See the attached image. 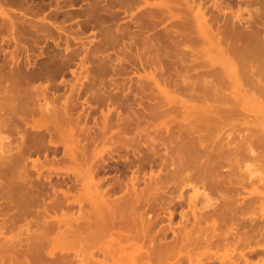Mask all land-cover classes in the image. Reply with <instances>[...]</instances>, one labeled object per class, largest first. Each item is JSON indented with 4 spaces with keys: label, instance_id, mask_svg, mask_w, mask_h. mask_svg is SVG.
<instances>
[{
    "label": "rangeland",
    "instance_id": "obj_1",
    "mask_svg": "<svg viewBox=\"0 0 264 264\" xmlns=\"http://www.w3.org/2000/svg\"><path fill=\"white\" fill-rule=\"evenodd\" d=\"M32 1L34 2V0H32ZM32 1L29 2V0H6L5 2L2 3V6L0 4V7H2L3 9H6V10H11V11H16V12H24L29 8H31V9H33V7L35 8V6H37V4L41 2V1H37V2L33 3ZM125 1L119 0V2H122V4H121V3H118L116 0H77V2L74 4L73 7H71V4H68L67 6L62 5L61 7H59L60 8L59 9V8H56L55 3L49 4L50 0H46L44 3V6L42 5L41 7L47 8V9L46 8L45 9L47 10V14L51 16L52 22L55 23V25L59 28V31L64 35L63 36V42L59 45V47H56L55 43H53V41L51 39L48 41L44 37L45 35H41L42 37L39 39L38 43L35 44V46L30 47V51L28 52L29 57L31 59L37 60V61H40L42 59H47L48 55H46V54H44V56L40 55L41 52L44 51L45 48H48L49 52H51V51H54V53L59 52L60 57H62V58H66L67 57L66 55H68L70 51H73V52L76 51V52L74 53V56L72 59H69L68 57L66 58V60L64 62L66 68H65V71L63 72V74H60L58 71H54L53 73L45 74L41 79L35 80L32 83H30L29 85L22 84L23 87L20 86L21 83H19L20 85L17 83V86H19L20 89L22 88L20 90L18 87L17 91L20 90L22 93L24 91V95H21V97L20 96L18 97L17 94L15 92H13V91H15V89L13 90L12 86L10 88H11V90H13L12 91L13 94H12V92H10V95H12V97H13V95L16 94L15 96H17L19 99L22 98L21 101H23V99H24L23 102H25V103H23V102L21 103L22 108H23V106H25L24 108H26L28 105H30L26 109V110L30 111L32 109V107H35L34 104L37 102V100H42L41 94L43 93L42 91H44V89H47L45 92L47 93L48 98H51V99L58 98L59 96L63 98V97H65V95H70L73 92L81 91L82 98H81L80 102H84V100L87 99L86 101L87 102L90 101L88 103L91 106L90 107L91 108V114H90L91 116H89V118L87 119L86 124H82L81 126L84 125L83 128L86 126V128L88 130L91 128H94V127H98L99 129L102 127V129H100L101 135L99 136L101 142L98 141V142H100V143L97 142L99 145L98 144L94 145L92 147V151H94L95 153L98 152L97 156L102 155L103 157H105V158L102 157V159L108 160L110 158V160H111V161L109 160L111 163V165H110L111 169H109V171H111V172L103 174L104 176L100 174L99 176H101V178H102V176L104 177V180L101 179V182H99L98 179H95V184L97 186H99L100 191L105 192L107 194L110 193V194H108V196L110 195L109 200H111V199H113V200L117 199L118 200L120 197H122V198L126 197L127 198L126 200L131 201V203H132V204H129L130 206H132L134 203V205H133L134 208L132 209V212L137 213V215L138 214L144 215L147 218L152 219V221L156 220L157 223L155 224V226H152L151 231H149L150 233L153 232V234H157L158 232H160L161 227H164L165 225H167V216L165 215L164 210H162L161 208H164L165 210H167L169 207H174L172 209L174 211L173 223H174V227L176 229L179 228L178 226H180V225L182 226V223L184 221H187L190 224V221L192 222L191 217L194 220V211L205 213V212L211 211L212 209H215V208L218 209V211L222 210L221 212H219V214L217 212L218 215L215 214L217 217L216 218H215V216L213 217L214 221L212 220L213 219L212 218V219H210L209 223H208V221L204 220L205 222L203 221L204 224H202V225H206L207 228H208V225H209V227L212 225L214 227V224H212L211 222L216 221L217 225H215V228L217 227V231L214 233L213 231H215L216 229L214 228L215 230L213 229V231H211L212 228L210 227L209 232L213 233L214 235L217 234L219 237H217V235H216V238H215V236H213V234L210 233L214 237V238L212 237V239H214V240L211 239V241H213L212 243L211 242L208 243V241H207L206 242L207 244L204 242L205 240L202 241V240H200V238H198L196 241L195 240L191 241V245L187 243L188 246H186L184 244V242H187L186 240L183 242V244L185 246L181 243L182 242L181 241L180 242L181 244L176 246L177 249H175V251H176L174 253L175 255H174V257L172 256L170 258V259H172L171 261L169 259H168V261H167V259H165L166 261H163V263H162V261L158 262L160 260V257H158V256H160V255H157V254L154 255V252L151 249V248H153L152 244L154 245V243L150 244L149 243L150 237H148L149 239L146 238L147 236H150L151 234L148 233V235H147L146 232H141V233L140 232L137 233L136 231L133 232V230H132L133 227L131 226V224L127 225V223H126V227H125V225L123 227V224L120 223L121 221L123 223L124 220L127 221L126 218H128L129 213L131 215V216H129L131 219L136 216V215L132 214V212H130V210H131V209H129L130 206H129V208H128V206H126L127 209H129V210H127V209L123 208V206H121L122 208L119 207L121 209V211L120 210L116 211L117 214H120V215H118V217L114 216V218H116V220H118L117 218H119L120 216L122 218L123 217L124 218L122 219L120 217L122 219V220L119 219L120 222H117L115 219H113V223L116 222L117 225L112 223V225L108 228V229H110V232L108 234L103 233L102 236H104V238H102L100 240V242L98 241L99 243L97 242V245H98L97 247L102 248V250H100V252H99V249L96 248V245L94 244L95 248H96L95 250H92L96 256V257L94 256L95 257L94 259H96V258L99 259L100 264H136L137 260L139 261V259H142V260H140L137 264H154V263L155 264H157V263L158 264H167V263L168 264H221L222 262L225 261V259L227 261V259L229 257H231L230 259H233V260L235 259L234 262L240 264L242 262L241 259H239V261H241V262H237L236 259L240 258L243 254V256L244 255L246 256L245 257L246 259H249V257H251V258L253 257V260L250 258V260H249L250 262L247 264H251L252 262H253L252 264H264V224H263L264 223V185H263L264 184V143H263V145L261 144L262 142H264V140H263L264 138H262V136L260 137V139L258 138L260 136V134H258L257 131H255L257 129V125H256V121L253 120L255 118L257 111H259L258 106H260V105L258 104L257 100H258V98H260V94H258V92L255 90L256 93L258 94V97H256L255 91L254 90H252V92L250 91L247 95V99L249 100V103L247 102L248 100L242 101L241 104L236 108V110L238 111V112L236 111L237 115L240 112L242 114H239L238 116H236V114H235L234 117H232V118L230 117L231 119L226 118L224 123L222 121L218 120L219 122H221L220 123L221 124L220 129H222V130L219 131L220 134H215V132H217V130L219 129L218 128L219 122L217 121V124H215V123L213 124L212 122L210 123V121H211L210 120L209 126H206L205 124L208 125V121L207 122L204 121V123H205L204 124L202 121L200 122V120L197 121L200 118L197 119L195 117V115H193L192 116L193 118H192L190 113L197 112V111L199 112L200 110H202V109L197 110V107H199L200 103H199V105H196L197 102L195 103V105L197 107L195 105L190 106L188 104H187L188 105L187 106L186 103H188L189 98L191 96L187 95L188 96V100H187V96L185 95L186 93H183L182 90H184V92L187 91V90H185V89H187V86H185V84H187V83L189 84L191 82L193 84L194 83L199 84L201 82L199 84L201 86L204 81H206V83H207L211 78H215V77H211V76H209L211 78L208 77V72L210 71L212 64H214V65H217V64H225L226 65L227 64L226 66H228V67H230V64H231V66L236 65V63L238 62L237 58H236L237 55L234 54L235 57L232 58V56H233L232 53H234V52L230 51L231 52V55H230V53H228L229 51L225 47H223L224 44L223 45L217 44L218 43L217 40L214 41V45L218 46V47L214 51L209 52V53L207 50L205 53V49H204L203 50L204 55H203L202 50H201L203 48H201V47H204V46L201 45V47H200V44H202V43H200L201 40L198 42L199 38H198V35H195L196 32H194L195 33L194 34L192 31H190V29L186 28L185 31L188 29L187 31L192 32L195 36H193L192 33H189V32H184V33H186L184 35L182 33L183 37H187V33H189L194 38L195 37L197 38V39L195 38V40L197 42L195 41L196 43H194L193 45H191L194 42L193 40H191L190 41L191 43L189 44V40L192 38V36L189 35L190 37H188V38H190V39L185 38L188 40V42H187L183 37H181L182 36L181 32H183V31L182 30L180 31L179 27H177L179 29H175V31L173 32V33H175L177 30L178 32L180 31L179 33L178 32H176V34L167 33L168 34L167 35L165 33V30H164V32L162 30V29H165L170 24L166 20L167 18H164V17H166L167 14H165V16H163L164 14H161V13L159 14V12H158V15H156V18H155L157 20L153 21L152 19H150L151 21H149L148 18H145V17L143 20V17L137 18L138 17L137 15H139L141 13L140 11L142 10V7L140 9H138V5L137 6L134 5V4H137L138 2L135 0L136 1V3H135L132 0L133 4H131V0H129L130 3L128 4ZM208 1H210V3ZM227 1L229 2L230 0H226V2ZM241 1L245 2V4H243V2L240 3ZM241 1L240 0H233V1L231 0V2H229V3H231L230 4L231 10H230V8H228V9L226 8V11H227L226 13L229 15L231 14L232 15L231 18L232 17L234 18V16L236 14L233 15V13L236 12L237 15H240V18L243 19V20L242 19L241 20L244 24L247 23V25H248V23L250 22L249 23L250 26H252V24L254 25L252 27L255 28L256 30L255 29L253 30L252 27H251L252 28L251 30H253L255 33H257V32L260 33V31H262V34H263L264 33V6H263L264 3L262 2L263 3L262 4L261 2H259L261 0H258V3H257V0H248V1L247 0H241ZM149 2H150V4H153V3L159 2V0H157V2H156V0H152V1L149 0ZM203 2H204V4H206L205 2H208V6H207V4H206V6H204ZM203 2H201V0H198V2L196 3V8L197 9L202 8L201 4H203L204 7H208V8L213 6V4H212L213 1L211 2V0H203ZM238 2H239V4H238ZM252 2L255 4H252ZM124 3H126V4H124ZM259 3L262 5H260ZM246 4H248V5H246ZM227 7H229V5ZM89 9L95 10L96 13H88L87 11ZM212 9L214 10L215 8L212 7ZM205 10L207 11V9H204L202 11L206 12ZM195 11H197V10L195 9ZM138 12H140V13H138ZM156 12H154V14H156ZM214 12L215 11H213V13ZM217 12H219L218 9H216V14H218ZM211 13H209V14L211 15ZM159 15H161V17ZM158 16L160 17V19H158L159 18ZM133 17L136 18V20L137 19L138 20L137 21L135 20V22L131 21V19L134 20ZM207 17L209 18L208 14H207ZM151 18H153V17H151ZM161 18H163V20H161ZM233 18H232V20H236V21L238 20V19H236V17L234 19ZM37 19L40 20V17ZM158 21L160 23L157 24ZM185 27H187V26H185ZM177 33L179 35H177ZM259 35H261V33L258 34V36ZM182 38L185 41L182 40ZM260 38L261 37L259 36V40H260ZM99 39H101L102 41ZM103 39L106 40L107 43ZM108 39H110V42H108L109 41ZM261 40H262V38H261ZM66 41L68 42V46H69L68 51H65V47L67 46V45H65ZM146 41H147V43H149V45H145ZM102 42H103V44H102ZM150 42H151V44H150ZM105 43H106V45H105ZM198 43H200V44H198ZM261 43L262 42H260V44ZM152 44L155 46V48L154 47L152 48V46H153ZM195 44L198 47H196V46L194 47ZM0 45H1V42H0ZM12 45H15V44L13 43ZM94 45H96V46L94 47ZM185 45H186V47L188 46L189 49L184 47ZM189 45H191L192 48ZM146 46H148V47L146 48ZM15 47H16V45H15ZM149 47L152 49H149ZM195 48H197V50ZM199 48L201 51L199 50ZM5 49H7L8 51H4V52L0 51V86H1L0 88H3L5 85V87L3 88V92L6 91V92H4L5 93L4 95L9 96V93L7 94V90L9 89L8 88L9 85H13V84H11L13 82L8 81V79H7L8 75L7 74H10V72H11L10 68L12 67V64L10 65L11 67L8 66V68L10 70V72H9V70L7 68L8 62L6 63V61H4V60H7L4 58V55L7 54V52H10L12 54V52L15 51L16 48L14 49L13 46L12 47L10 46L8 48L5 47ZM148 49L152 50L154 53L151 51L149 52ZM146 50H148L149 54L146 53ZM193 50H194V52H193ZM19 51L20 50L18 49L17 54L20 53ZM189 51L193 52L195 55L193 56V54L192 53L190 54ZM197 51H200L199 53H201V54H199ZM15 52H13V53H15ZM144 52L146 53L147 56L145 55ZM156 52H157V54H156ZM138 53H140V54H138ZM24 54L26 55V53L23 52L22 55H20V56L24 57L25 56ZM248 54L250 55V53H248ZM142 55H143V57H142ZM150 55L153 57V59ZM153 55H156V56L158 55V58L156 56H153ZM198 55H201V56H199V58H200V60L202 59V61H204V62L201 63V61L200 62L198 61L199 60V59H197ZM218 55H221V56H218ZM243 55H245V54H243ZM249 55L246 54V56H247L246 58H249L248 57ZM138 56H140V58ZM195 56H197V57H195ZM211 56H213V57H211ZM216 56H217V58H216ZM193 58L197 59L196 61H198V62H196ZM242 58H243V56H242ZM250 58H251V56H250ZM154 59H155V61H154ZM205 59H206V63H205ZM235 59H236V61H235ZM261 59L263 60L264 56ZM261 59L260 60L258 59V60L261 61ZM174 60H176V61H174ZM238 60H240V59H238ZM246 60H248V59H246ZM246 60H244V61H246ZM2 61H4L6 64ZM45 61L48 62L49 59H47ZM156 61H160L161 63L156 62ZM170 61H171V63H172V61L176 62V66L179 65L178 67H176L177 69H175V67L173 66L174 64L172 63L173 64L172 65L170 63ZM207 61H208V63H207ZM209 61H210V65H211L210 68H209V66L207 67V65L205 67V64H209ZM240 62H242V59L239 61V63ZM158 63L160 65H157L158 67H155L156 64H158ZM247 63H246V65H247ZM154 64H155V66H154ZM169 64H170V66H169ZM194 64L195 65L197 64V69H196V66ZM202 64L204 65V67H202L203 66ZM240 64L243 65L242 63H240ZM257 64L259 65V63H257ZM151 65H153L152 67H155V68H153L155 70H156V68L158 70L160 67L161 70L167 71L168 73L171 70L172 71L176 70L175 72H177L179 74H176L175 72H172V71L170 72L171 74L170 73L168 74L167 72L163 71L167 75V78H168L165 81L166 75H165V77L162 76L164 78V83H165L164 84L162 82L163 78H159L160 74L158 73V75H159L158 76L157 72L155 73V70H153L155 73V76H154ZM193 65H194V68H193ZM241 65H238V67L239 66L241 67ZM191 66H192V68H190ZM244 66H245V62H244ZM38 67H42V64L40 66L38 65ZM161 67L164 69H162ZM258 67L259 68L263 67V69H261V70L264 71L263 65H262V67H261V65H259ZM173 68H174V70H173ZM178 68H179V70H181L180 72H178L179 71ZM186 68H188V69H186ZM203 68L204 69L207 68V69H205L206 71L208 70L207 74H206L205 70L203 71ZM212 68L214 69V67H212ZM166 69H168V70H166ZM189 69L191 71H188ZM213 69H211V71ZM194 70H195V73H194ZM137 71H138V74H137ZM201 71L204 72V74H206L207 77H205V75H201L202 74ZM190 72L192 74L190 76H193V74H194L195 77L194 76L193 77L195 80H193V77H192V79L190 76L188 77ZM2 73H3V75H2ZM172 73H173V75H172ZM180 74L182 75V77L178 78V77H180ZM186 74H187V77L185 76ZM169 75H170L171 80L169 79ZM171 75H172V77H171ZM198 75H200V77L201 76L202 77L200 78ZM9 76H10V78L13 77L12 75H9ZM175 76L177 77V79ZM196 76H198L197 78H200L201 81H198L200 79H197ZM4 77L6 79L5 82H3ZM204 77H205V80L203 81ZM186 78L188 80L190 78V80H189L190 82H188V81L184 82V80H187ZM16 79L17 78H15V80H13V79L12 80L15 82ZM158 79H159V81H158ZM160 79H162V81H160ZM178 79H179V81L181 80L180 81L181 83L178 81ZM1 80H3L2 83H1ZM136 80H137V82H136ZM211 80H213V79H211ZM216 80H217V77H216ZM221 80H223V79H220V81ZM226 80H224V81L226 82ZM142 81H143V84L141 86H143V87H140V85H137V84H139L138 82H142ZM145 81L147 82V84H144V83H146ZM149 81H151L152 83ZM154 81L157 83H154ZM170 81H171V83H170ZM220 81L217 80L216 82L221 83ZM17 82H20V81L17 80ZM227 82H228V80H227ZM162 83L164 84L163 86H162ZM174 83H178V86H177V84L174 85ZM182 83H183V85H182ZM206 83H205V85H206ZM6 85L8 86L7 87L8 89H5ZM144 85L146 87L145 89H144ZM148 85L153 86V87H151V89H150L148 87ZM15 86H16V82L14 84V87ZM26 86H28V87L26 88ZM161 86H162V88H159ZM203 86L204 85H202V88H203ZM139 87L141 89L143 88L144 90L143 89L141 90ZM147 87L150 91L149 90L147 91ZM206 87H207V85H206ZM23 88H25V89L23 90ZM169 88L171 89V91ZM197 88L200 91L202 89V88L199 89V87H197ZM29 89H31V90H29ZM137 89H140L142 91V93L141 92L139 93L140 90H137ZM152 89H154V90H152ZM164 89H165V91H168V92H165ZM195 89L196 88H194V90ZM205 89L206 88H204V90ZM159 90H161V92L164 91V94L162 95L163 92L161 93ZM0 91L2 92V90H0ZM20 91H19L18 95H20V93H21ZM151 91H153L154 93ZM157 91H158L159 95L156 94ZM178 91L179 92L182 91L183 94L178 93ZM200 91L198 92L196 90L193 92L194 93L196 92V94H197V93H200ZM173 92H175V93H173ZM25 93H26V95H25ZM194 93H192V94L194 95ZM208 93H209V91H208ZM143 94H145V95H143ZM146 94H148V97L151 96L152 99L155 98V101L151 99L152 100V102H151L150 98H148V97L146 98V96H147ZM170 94H172V95H170ZM181 94L185 95V96H182ZM202 94L200 93V96H202ZM4 95H3V97H5ZM108 95L110 96L109 101L101 100V101H103V103H102V102H99L97 100L98 97H102L106 100ZM141 95H143L144 97H142ZM154 95L163 96L162 98L165 99L167 105H165V103L162 104L164 101L162 98L154 97ZM167 95L168 96L170 95V97L167 98ZM1 96L2 95H0V97ZM27 96H28V98L29 97L30 98L28 99ZM165 96H166L167 100H166ZM251 96L253 97V100H251L252 99ZM17 97H15V98L17 99ZM196 97H198V96H196ZM8 98L10 99V97H8ZM25 98L28 100H26ZM176 98H177V101H176ZM183 98L186 99L185 103H184ZM139 99L140 100L143 99L144 101L147 100V102L150 104L153 103V101L155 103L158 101L157 103L159 104V102L161 100L162 101L161 104L165 105V108L166 109L168 108V109H167V111L165 109H163L164 106H162L161 104L160 105L162 106V109L157 108L155 110H152L153 107L147 106V105H146L147 107L144 106L142 108V106H143L142 103L146 104L147 102L146 101L144 102L142 100L139 101ZM0 100L3 101L2 99H0ZM174 100H175V103H174ZM182 100H183L184 104L182 103ZM193 100L195 101L196 99H193ZM200 100H201V98H200ZM10 101H12L10 103H13L14 101H15V103H18V104L20 103V100L16 102V100H14L13 98ZM191 101H192V98H191ZM194 101H192L193 103L192 102H190V103L194 104ZM208 101L210 102V100H208ZM208 101L204 105L203 104L204 99H203V102L201 103L203 107L200 105L201 108H204V107L208 108L206 106L209 104ZM7 102H6V104H7ZM139 102H141V103H139ZM171 102H173V103H171ZM205 102H206V100H205ZM251 102L254 103L256 105V107L254 105H251L252 104ZM155 103H153L154 106H155ZM170 103L173 105H171ZM210 103L211 104L208 105L209 107L210 106L213 107L215 105L217 106V104H218L216 102L214 103L213 100ZM1 104H3V103L1 102ZM175 104H176V106H175L176 108L178 106L180 107V109H179L181 111L180 114L178 111H175L174 109H172V106H174ZM21 105H20V107H21ZM160 105L159 106L156 105L154 108L160 107ZM248 105H250L251 108L250 107L249 108L252 110H250L248 108ZM168 106L171 107V109L174 111L173 113H171V111H170L171 109H169ZM8 107H11V106H8ZM8 107H5L4 109H6ZM145 107L147 109L151 110L150 113L146 112V110L144 109ZM189 107H190V109H196V110L195 111L194 110L193 111L188 110ZM245 107H246V109H245ZM178 108H177V110H178ZM186 108H188V109H186ZM11 109L12 108H10V110ZM184 109H186V110H184ZM26 110H23V112H22L23 114L19 113V112L16 113V114H18L17 115L18 118H17V116L15 118L14 112H13L14 115H12V111H13V109H12L11 115L13 118H15V120L16 119L17 120L15 121L13 118L11 119V117H10L11 115H9V116L7 115V113L9 112L8 111L6 113V116H7L6 118H10L9 120H12V122L9 121L8 119L5 120L6 118H4V117H3L4 120L2 119V121H0L1 122L0 125H2L1 127L4 126L3 125L4 123H7L9 121L10 125L9 124H7V125H9V128H10V126H12L11 130L9 129L10 131H12V129H15L14 126L16 127V131L14 130L13 132H9V130L7 131L6 130L7 128L5 129V126H4V129L2 128V130L7 131V132L4 131V133L1 132V133H3V136L6 138L5 143H8V145L3 143L4 146L7 145L6 147L11 148V149L14 146L13 150H15V152H16L17 151L16 148L17 147L19 148V146H17V145L19 143H21L22 141H24V142L26 141V143L29 145V146H27V148L29 147L28 148L29 150L27 149L28 154H25V153H27V151H25V152L22 151L24 154H22L21 157L23 156L24 158L22 160H20L21 159L20 158L18 161L16 159L17 165L20 168V169L18 168L19 169L18 173L22 172L21 174H23V173L28 172L27 177L23 178L24 180L21 178L22 179V181H21V179L20 178L17 179L16 175L14 174L13 177H14V179L15 178L16 179L15 180L12 178L11 179L14 180V181H12V183L17 181L16 183H18V185L19 184L25 185V187L24 186L23 187L26 189L28 187L26 192L31 191L32 193L28 192L31 194H27V195L28 196L31 195L33 197V199L30 196L29 197L28 196L23 197L24 199L25 198H31L33 200V202L26 203L25 202L27 200L26 199L24 201L26 203V206H24L23 201H22L23 204L20 202V198H19V200L17 199L20 204L17 202V200L15 201L16 198L15 197L12 198V196H16V197L18 195L20 196L22 194V193H20V191L22 190L21 188H23V187H21V188L19 187L21 190L19 191L20 194H18V195H15L14 193L17 194L18 193L17 191L19 190V188H17L18 190H16V188H15L16 191L14 190L15 192H13V193L11 192V190L9 191V198H11L10 200H13V201H10L8 199V195L3 196V194H2L0 197L1 198L0 204L1 205L4 203L7 204V205L4 204L6 206H2V209L5 207H8V208L4 209L3 212H2V209L0 210V212L2 214L5 212L3 215L0 213V220H3V219L6 220L7 219L6 222H8L5 224L7 226L4 225V228L2 229V231H0V234L3 232L0 235V238L2 236L3 239L6 238L5 240H8V241L4 240L5 244L3 242H1L2 244L0 243V264H48V262L45 259H43V257H41V255H35V254H38L34 250L36 241L37 242L41 241L42 253H43V255L45 254L44 256H46L47 258H50L49 257L50 255L53 258L55 256H57V258H54L55 260L57 259L54 262V264H80L78 262L79 258L77 259L75 257V254L76 253L79 254V252H80L79 250H81L84 247V245H82L83 241L82 240H76V239H78L77 237L71 236V233H73L72 232L73 229H72V231H70V229H69V232L66 230L67 234L64 232L65 231L64 228H66L65 226L69 225L70 228H71V225L73 226V223L71 224L69 221H67L68 219L73 218L74 220H72V221H74V224H77V222H76L77 220L75 221V218L79 217V213H80L79 210L86 203V195L83 192V190L81 191L79 188H78L79 190L76 189L75 185L77 187V184L72 186L71 182H73V181H70V179L68 180V178L74 177V174L77 173L78 167L75 164L71 163L69 160H67L66 157H64L63 149H62L63 147L61 144V140L63 137L60 136V134L55 133L56 134L55 135L53 132L52 137L50 135H46L45 136L46 138H44V141H40V142L38 141L39 138H34L32 136V134H31L32 130H29L30 132L28 131V133H30L31 135H29V134L27 135L26 132L28 130V127L26 125H23L24 122H25V124L29 123V120L31 119V121H30L31 124H34L37 122L42 123L41 122L42 117L40 114H37V115L33 114L34 116L31 115L32 117H30V116H28V115H30V114H28L29 112ZM138 110L145 112L146 114L143 113V115L145 114L144 116H146L148 113L153 114L152 116H154V114H156V110L158 112L157 114H160L159 110H161V113L163 110H165L167 114H168V110H169L170 113L168 115L166 113H164L166 116L165 115L163 116L162 114H161V116L158 115L159 117H156V115H155L154 118L150 115V117L152 119L147 118V119H149V120L151 119V120L149 122L147 121L146 123L144 122L146 120V118L144 119L141 117L142 123L143 122L144 123L142 125H139V126H134V125H132L131 121L133 120V117L135 116L134 113L137 115H140V113H139L140 111H138ZM183 110H184V113L186 112V115L188 118L183 113ZM3 112L4 111L2 109L0 111V117L1 118H2L1 114H3ZM243 114H245V115H243ZM3 115L5 116V114H3ZM19 115H21V116L25 117V119L26 118L27 119L24 120V122H22L21 119L23 117H20ZM119 117H121V118H119ZM1 118H0V120H1ZM139 118H140V116H139ZM194 118H196V119H194ZM18 119L21 121L19 122ZM108 119H109V122H107ZM192 120L193 121L196 120V123L194 122V125L196 126V124H198L199 126H197V127H200L201 123H203V125L206 126V128H201V130L205 129L206 131L207 130L210 131L211 130L210 125H212V124H213V126L217 125L218 129H216V131L211 130L212 131L210 133L211 135L207 133V136L209 137L208 138L205 136L207 138V141H203V139L201 138V140L203 142L201 140H200L201 142H199V140H196L198 135L200 134L201 137H204L202 135H204V133L206 134V132L205 131H203V132L199 131V128L197 129L196 127H194V125H193V127L195 129H197V131L194 130L192 128V126H191V128L194 131H196L197 133L198 132H200V133L195 134L194 132H189L191 130H190V127L187 125L191 124L193 122ZM4 121H6V122H4ZM186 121L189 124H187ZM190 121H192V122L190 123ZM2 122H3V124H2ZM13 122H14V125L12 124ZM106 122L108 125L106 124ZM42 124H46V123L43 122ZM97 124H99V125H97ZM105 124L107 125V127H106L107 128V131H106L107 134H105V130H106V128L104 127ZM177 124L179 125V128L182 127V124H184L183 126H185V127H183V130L180 129L181 131L179 129H177V131H172L173 129L175 130V127L178 126ZM7 125H6V127H7ZM186 126H187V129H186ZM205 126H203V127H205ZM223 126H224V128H222ZM103 127L105 128L104 130H103ZM163 127H164L163 131L165 130V132H163L164 134H162L161 136L158 135L159 137L163 136V138H159L157 136L156 132L158 133L157 130H162ZM166 127H168V129L170 128L171 131H170V129L166 130L167 129ZM201 127H202V124H201ZM208 127H210V129ZM188 129H189V131H188ZM150 131H154L155 134L150 132ZM249 131L251 134L249 133ZM32 132L34 133V131H32ZM167 132H168V135H167ZM102 133L105 135H103ZM173 133H175L179 138L183 133L185 135L187 134V136L192 134L191 138H193L192 139L193 141L190 140V138H189L190 136L188 137L189 143L185 142V140L188 141V139L185 136H182V138L185 137V140L184 139H178V141H176L175 138H178V137H174L175 135ZM178 134H181V135L179 136ZM24 135L27 136V137L25 136L26 140L20 139L21 137L23 138ZM172 135H174L173 136L174 139L171 138ZM216 135H217V137H216ZM227 135H228V138H226ZM0 136L2 137L1 134H0ZM211 136H212V139L209 143L208 139H210ZM32 137L35 140L37 139L38 142L36 143V141H34V139ZM142 137L146 138L148 140V144L143 145L142 143H140ZM167 137L171 138V140H175V141L171 142L172 146H169V145H171V144H169L170 139H168ZM213 137H216V138L214 139ZM5 138H3V140ZM27 138H28V140H27ZM30 138L34 141V143H32V140L30 141ZM104 138L106 140H103ZM155 138L156 139L157 138L158 139H165L166 138L165 140H167V141L164 140L163 142L164 143L166 142L165 143L166 146L169 144L168 145L169 150L167 148L168 146L165 147V144H162L163 142L161 143L160 140L157 139L154 141L153 139H155ZM206 138H205V140H206ZM254 138H256V141H259L260 143L252 141V140H255ZM7 139H8V141H7ZM181 140H183L182 142H185L184 145L181 144ZM212 140L215 142H213ZM18 141H19V143H18ZM192 142H195L194 144H196V142H198L197 144L200 143L199 146L201 145L202 147L198 146V149L202 148L204 151H207L205 153L207 155L203 154L204 151L202 149L201 150L199 149V150L203 151V152L196 150L197 148L195 150H193L192 149L193 146L191 145ZM211 142H212V144H211ZM228 142H229V147H227ZM26 143L22 142V145L24 144L23 146H26L27 145ZM187 144H188V146H187ZM207 144H208V146H211V147L209 148V147L205 146ZM245 144L246 145L249 144V146L248 145L246 146ZM19 145L21 148L22 147L21 144H19ZM149 145L150 146L153 145L155 147V149L157 150L156 152L158 154L156 156H154L152 151H151L153 147L151 146V148H150ZM203 145L205 146V149H204ZM96 146H98V148H96ZM148 146H149L150 150H148ZM184 146H185V148H184ZM195 146L196 145H194V147ZM56 147L59 148L60 150L58 153H56L57 155L56 154L54 155V154H52L51 150L56 148ZM171 147H173V148H171ZM247 147H249L248 151H246ZM250 147L253 149H251ZM36 148H37V150H36ZM190 148H191V151L193 150L192 152L188 151ZM235 149H237V150H235ZM21 150H23V149H21ZM186 150L188 152H190L192 157H190V158L188 157L190 155L188 154V152L186 153ZM197 151H199V152H197ZM15 152H13V155H15ZM35 152H37V153H35ZM49 152H50V154H49ZM194 152H197V154ZM200 153L203 155H201ZM208 153L211 154L212 156L209 155ZM192 154L193 155L195 154V155L193 156ZM1 155H3V154H1ZM1 155H0V157H1L0 165L2 168L3 167L2 163H3L4 164L3 169H4L6 167V165H5L6 161L5 160L1 161L2 157H3ZM199 155H201V159H200ZM197 156H198V158H197ZM111 157H113L114 161H112ZM27 158H28V160H27ZM62 158H63V160H62ZM191 159H192V161H191ZM193 159H194V161H193ZM25 160L27 161V163L25 162ZM206 161H207V163H205ZM21 162H22V164L24 163L23 164L24 166L21 164ZM154 162H156V163H154ZM157 162H160V163L157 165ZM201 162H202V164H201ZM130 163L132 164L131 166L134 168L129 166ZM153 163L156 164V166L155 165L153 166ZM203 164H206V166L204 165L205 168H204ZM112 165L115 167H113ZM22 166H23V168H22ZM116 167L118 168V171H117ZM151 167H152V169H151ZM5 169H4V171H5ZM137 169H138L139 174H137ZM22 170H24L25 172H23ZM200 170H202V171H200ZM259 170H261V171H259ZM4 171L2 170L3 173H4ZM134 171H135V173H134ZM152 171H154L153 172L154 174L152 173L153 175L156 174L155 179L160 178V177H158V175L161 174L162 176L161 175L160 176L163 178V180L161 178L160 181H156V180H153L154 182L151 181L152 182V184H151L152 188H151V186H149L150 185L149 181H150V178L153 176L150 173ZM2 172H0V174ZM5 172H7V171H5ZM116 172H117V174H116ZM257 172H258V174H257ZM3 173H2V175H0V181H2L1 182L2 186L4 184V179L6 177L4 176L5 178L2 180L1 176L7 175V178H8V173H10V170H9V172H7V174H5V173L3 174ZM206 173H208V174H206ZM253 173H255V174H253ZM25 176H26V174H25ZM251 176H255V177H251ZM47 177H48V179H47ZM135 177H136V179H135ZM148 177H150V178H148ZM111 178H114V180L112 179L113 180L112 181ZM11 179L10 180L7 179V180L11 181ZM65 179L68 180V181H66V183L68 182L69 184L64 183ZM147 179H149V181ZM260 179H263V180L261 182L257 181ZM19 180L21 182H18ZM47 180H49V182ZM102 180L105 182H102ZM8 181H6V179H5V183ZM107 181H108V183H107ZM25 182L27 184H25ZM28 183H29V186H28ZM57 183H60V184H57ZM61 183L65 186L61 187V185H62ZM109 184H112V185H109ZM153 184H156V185L159 184V185L158 186L154 185L155 186L154 187ZM208 184H211V185L213 184L214 186H208ZM6 185H7V183H6ZM57 185H59V186H57ZM70 185L74 189L72 187L70 188L69 187ZM147 187L149 189H147ZM6 188L7 187L2 189L3 191H5V194L8 193V191L6 193V190H5ZM195 188L198 189L197 196L199 195V197L196 196L197 199L201 198L200 201H202L199 204V206L197 207V209H194L192 207L193 204H191L192 203L191 199H194L193 197H195L194 196V194L196 193L194 190ZM118 189H119V191H117ZM68 190H70V191H68ZM112 190H115V191H112ZM132 191L136 194L139 193L138 196L136 195L138 198V201H136V199L133 196H131V195H134L132 193ZM135 191H137V192H135ZM21 192H24V190ZM26 192H24L25 196H26ZM54 192H57L58 195H61L60 196L61 198L60 197L58 198L57 193H54ZM60 192L66 193V196H67V194H69L68 195L69 198L66 200V198L64 196L62 197V194ZM129 192L131 193L130 196L129 195L123 196ZM140 193H142V194H140ZM10 194L11 195L13 194V195L10 197ZM24 194H23V196H24ZM2 196L4 198H7V199L4 200ZM20 197H22V195ZM110 197H111V199H110ZM260 197L262 199H260ZM23 198H21V199H23ZM251 198H253V201H251ZM257 199L259 201L258 203H257ZM1 200H3L2 201L3 203L1 202ZM7 200L12 202V204L9 203V201H7ZM32 200H29V201H32ZM119 200H121V199H119ZM227 201H228V203L229 202L230 203L229 204L226 203ZM14 202H16L19 205H22L24 207V209H23V207L18 209V210L22 209L24 213L23 212L21 213L20 211L18 213H15V211L17 212V209L13 210L12 209L13 207H11V206L14 205L16 208H18L20 206H16L18 204L14 203ZM27 202H28V200H27ZM241 202H243V203H241ZM233 203H234V205H233ZM127 204H128V202H127ZM239 204H240V206H239ZM251 204H253L254 206L252 207ZM222 205H223V207H222ZM245 205L248 206V208L246 207V210L242 209L243 207L245 208ZM56 206H59V208L57 210H54V207L56 209ZM214 206H216V207L213 208ZM225 206H227L226 211L224 210ZM221 207H222V209L219 210V208H221ZM0 208H1V206H0ZM234 208H236V209H234ZM228 209H231V210H228ZM255 209H257V210H255ZM46 210H47V212H45ZM126 211H127V214H125ZM223 211H224V213H223ZM229 211H230V213H229ZM8 212H9V214L14 212L15 214H17V216H16L17 218L13 219L14 216H12V215L14 213L12 215H9L10 216V218H9V216L7 214ZM27 212L30 214H28ZM116 212L114 211V213H116ZM198 212H196V213H198ZM50 213L51 214L53 213L52 215H54V216L57 215L60 222L64 220L67 222L68 225L64 221H63L64 222V225H63V224H61L62 222L60 223L59 221L55 220L56 222H59L61 225L59 226V223H57L58 224V227H57V224L54 221L55 224L50 223V225H53V226L46 225L47 227L44 228L45 224L42 225L44 223L43 217L45 214H47L48 216H52ZM215 213H216V211H215ZM220 213H222V214H220ZM27 214H28V216H27ZM6 215H7V217H6ZM18 215H19V217H18ZM64 215L67 218V220L64 217ZM114 215H116V214H114ZM132 215L134 217H132ZM135 218H137V217H135ZM186 218H187V220H186ZM9 219L11 221L12 220L13 221L11 222ZM41 219L43 222L40 221ZM188 219H190V221ZM201 220H203V219H201ZM47 221H50V220L47 219ZM128 221H131V223H132V220L129 219ZM124 224H125V222H124ZM115 225H116V227H115ZM41 226H43V227H41ZM74 226H76V225H74ZM112 226H113V228H112ZM127 226H128V228H127ZM56 227L59 229H57ZM60 227H61V229H60ZM202 227H205V226H202ZM207 228H205L204 230H206ZM46 229H47V231H46ZM201 229H203V228H201ZM29 230H30V232H28ZM37 230H39V231L41 230V232H39ZM58 230H59V232H57ZM60 230L62 232H64L66 235H64V236L62 235L63 237H61V233H60L61 231ZM43 232L45 235L47 234V237L40 238V239H37V237L35 238L36 233L37 234L40 233L44 236ZM203 232H206V231H203ZM207 232H208V229H207ZM69 233H70L71 239H70V236H68V238H67V235H69ZM145 234H146V237H145ZM202 234L203 233H201L199 235L201 236ZM210 234H208V235L210 236ZM39 235H37L38 238L40 237ZM73 235L79 236L78 234H75V233H73ZM105 236H107V237H105ZM152 236H154V235H151V237ZM171 236H172V234H171ZM73 238H75L76 242H73V244H72L71 242L74 241ZM35 239H37V240H35ZM42 239H44V242ZM79 239H81V238H79ZM26 240H29V241H26ZM198 240H199V242H197ZM26 242H27V244H26ZM78 242H80V243H78ZM67 243H69V244L67 245ZM193 243H194L195 247L194 246L192 247ZM91 244L93 246V243H91ZM26 245H28V246H26ZM180 245H182V246H180ZM103 246L106 249H103ZM183 246L185 247L186 251H184L185 249ZM65 247L68 249H66ZM181 247H183L184 250L183 249L180 250ZM93 248H94V246H93ZM30 249H32V250H30ZM97 249H98L99 253L97 252ZM29 250H30L31 254L29 253ZM105 252H106V254H105ZM73 253H74V255H73ZM150 254H152V255H150ZM227 254L228 255L230 254V256H228ZM62 255H63V257H64V255L68 256V257H69V255L70 256L73 255L71 258H73V257L74 258L70 260L68 257H65V259L62 260L61 259ZM103 255H105L107 257V260L104 259L105 256H103ZM143 255H144V257H142ZM124 256H125V258H124ZM140 256H141V258H140ZM234 256H235V258H234ZM247 256H248V258H247ZM150 257H152V258L150 259ZM66 258H67V260L69 259V261H67ZM245 258H243L244 261H245ZM58 259H61L62 261L58 260ZM43 261H45V262H43ZM244 261L242 263L245 264Z\"/></svg>",
    "mask_w": 264,
    "mask_h": 264
},
{
    "label": "bare ground",
    "instance_id": "obj_2",
    "mask_svg": "<svg viewBox=\"0 0 264 264\" xmlns=\"http://www.w3.org/2000/svg\"><path fill=\"white\" fill-rule=\"evenodd\" d=\"M6 0H0V4H1V6H2V3L3 2H5ZM30 1H32V0H29V2ZM37 1H41L40 3H38L37 4V6H35V8L33 7V9H31V8H29V9H27L26 11H24V12H16V11H11V10H6V9H3L2 7H0V42H1V45H0V51L1 52H4V51H8L7 49H5V47H12L13 46V48L15 49V51H13V52H15V53H13L12 52V54L10 53V52H7V54H5L4 55V58L5 59H7V60H4V61H6V63H7V68H8V66H10L11 64H12V67L10 68L11 69V72H10V70H9V68H8V70H9V72H10V74H7L8 76H7V79H8V81H11V82H13V83H11V84H13V85H9V87L6 85V88L5 89H8L7 90V94L9 93V96L8 95H4L5 93L4 92H6V91H4L3 92V88L5 87V85H4V87L3 88H0V90H2V92L0 91V95H2L1 97H0V99H2L3 101H1L3 104H1V102H0V111L3 109V114H5V116L3 115V114H1L2 115V118H1V120L0 121H2V119H3V117L4 118H6L7 116H6V113H7V115L9 116V115H11V111H12V109H13V111H12V115H14V117L16 118V116L18 115V114H16V113H22L23 112V110H26L27 109V107L28 106H30V105H28L26 108H24L25 106H23V108H22V105H21V103L24 101V99H23V101H21V99L22 98H18L19 96L21 97V95H24V91H23V93L20 91L21 89H20V87L19 86H17V83L19 84V83H21V85L20 86H22V84H26V85H29L30 83H32L33 81H35V80H39V79H41L45 74H48V73H53L54 71H58L60 74H63V72L65 71V68H66V66H65V60H66V58L68 57L69 59H72L73 58V56H74V53L76 52V51H70L69 52V54L68 55H66L67 57L66 58H62V57H60V53L59 52H57V53H54V51H51V52H49L48 51V48H45L44 49V51H42L41 52V56H44V54H46V55H48V58L47 59H49V61L48 62H46L45 60H47V59H42V60H40V61H37V60H33V59H31L30 57H29V55H28V52L30 51V47H33V46H35V44H37L38 43V41H39V39L42 37L41 35H45L44 37L49 41L50 39L53 41V43H55V46L56 47H59V45L63 42V34L59 31V28L55 25V23L54 22H52V20H51V16L50 15H48L47 14V8L46 7H41L42 5L44 6V3H45V1L46 0H34V2H37ZM118 3H121L122 4V2H119V0H116ZM125 1V0H124ZM135 3H136V1L138 2L137 4H134V5H138V9H140L141 7H142V10L140 11V12H138V13H140L139 15H137L138 17L137 18H140V17H143V20H144V17L145 18H148V20L149 21H151L150 19H152L153 21H155V20H157V19H155L156 18V15H158V12H159V14L161 13V14H164L163 16H165V14H167L166 15V17H164V18H167L166 20L168 21V23H170L169 24V26H167L165 29H162L163 30V32H164V30H165V33L167 34V33H170V34H172L174 31H175V29H179L180 28V31L182 30L183 32H181V35H182V33H183V35L184 34H186V33H184V32H189V31H187L188 29H190V31H192L193 33L194 32H196V34L195 35H198V38H199V40H198V42L200 41V43H202V44H200V43H198V44H200V47H201V45H203L204 47H201V48H203V49H201L202 50V54L204 53V49H205V53H206V50L208 51V53L209 52H212V51H214L218 46H215L214 45V41L215 40H217L218 41V43L217 44H219V45H223L224 44V46L223 47H225L228 51V53H230V55H231V52L233 51L234 53H232V58L233 57H235L234 56V54L235 55H237V63H236V65H234V66H231V64H230V67H228V66H226L225 64H217V65H214V64H212V67H214V69L211 67V69H213L212 71H211V69H210V73L208 72V70L206 71L205 69H207V68H203V71L205 70L206 71V74H207V72H208V77L209 76H211V77H215V78H211V77H209V78H211V79H213V80H209L207 83H206V81H204L205 80V77H207V75L206 74H204V72H202V74L201 75H205V77H204V79H203V84L202 85H204L203 86V88H202V85L200 86L199 84L201 83H199V84H197V83H191L189 80H190V78H189V80L187 79V80H184V82L185 81H188V82H190L189 84L187 83V84H185V86H187V89H185V90H187V91H185L184 92V90H182L183 91V93H186L185 95L187 96H191L190 98H189V101H188V103H186V105L188 104V105H192V106H194L195 105V103H196V105H199V103H200V105L202 106V102H203V99H204V102H203V104L205 105V103H207V101L208 100H210V102H212V100H213V102L215 103H218L217 104V106L215 105V106H213V107H209L208 105H210L211 103L209 102V104L208 105H206L208 108H201V106L199 105V107H197L196 105V107H197V110L198 109H202V110H200L198 113L197 112H192V113H190V115H191V117L193 116V115H195V117L198 119V118H200V119H198L197 121H199L200 120V122L202 121L203 123H204V121L205 122H207L208 121V125L207 124H205L206 126H209V124L212 122L213 124L215 123V124H217V121L218 120H220V121H222L223 123L225 122V119L226 118H232V117H234V115L236 114V116H238L239 114H242L240 111V113H238V115H237V113H236V108L241 104V102L242 101H246V100H248L247 99V95H248V93L251 91L252 92V90H256L257 92H258V94H260V98H258V104L260 105V106H258L259 107V111H257V113H256V115H255V118L253 119L254 121H256V125H257V129L255 130V131H257V133L258 134H260V136L258 137L259 139H260V137L262 136V138H264V71L263 70H261V69H263V67H262V65L264 66V59L262 60L261 58H263V56H264V33L262 34V31H260V33H261V35H259L261 38H262V40H261V38H260V40H259V36H258V34H260L259 32H257V33H255L253 30L255 29V28H253L252 26H254L252 23V26H250L249 25V23H248V25H247V23L246 24H244L243 22H242V18H240V15H237V13L235 12V13H233V15L234 14H236L235 16H234V18L236 17V19H238L237 21L236 20H232V18H231V14L229 15V14H227L226 12V8L228 9V8H230V10H231V7H230V4L231 3H229V2H231V0L228 2H226V0H211V2H212V4H213V6H211V7H204V6H206V4H207V6H208V2L210 3V1H208V2H205L206 4H204V2H203V0H201V2H203V4H204V6H203V4H201V6H202V8H196V3L198 2V0H159V2H157V0H156V2L157 3H153V4H150V2H149V0H133ZM152 1V0H151ZM233 1V0H232ZM241 1V0H240ZM248 1V0H247ZM33 2V1H32ZM33 2V3H34ZM77 2V0H50V3L49 4H52V3H55V6H56V8H59V7H61L62 5H64V6H67L68 4H71V7H73L74 6V4ZM126 3H130L129 2V0H126L125 1ZM243 1H241L240 3H242ZM259 2H263L264 3V0H261V1H259ZM32 3V4H33ZM126 3H124V4H126ZM251 3V2H250ZM257 3H258V0H257ZM262 3V4H263ZM131 4H133V2H132V0H131ZM238 4H239V2H238ZM243 4H245V2H243ZM252 4H255V3H253L252 2ZM260 4V3H259ZM262 4H260V5H262ZM229 5V7H227ZM246 5H248V4H246ZM251 5V4H250ZM200 6V7H201ZM263 6H264V4H263ZM212 7L213 8H215L214 10L212 9ZM46 8V9H45ZM60 9V8H59ZM137 9V10H138ZM195 9L197 10V11H195ZM204 9H207V11L206 12H203L202 10H204ZM216 9H218L219 10V12H217L218 14H216ZM258 9V8H257ZM211 10V11H210ZM139 11V10H138ZM157 11V12H156ZM213 11H215L214 13H213ZM88 13H96V11L95 10H93V9H89L88 11H87ZM154 12H156V14H154ZM212 12V13H211ZM137 13V14H138ZM209 13H211V15L209 14ZM220 13V14H219ZM207 14L209 15V18L207 17ZM141 15V16H140ZM242 15V14H241ZM53 16V15H52ZM155 16V17H154ZM160 17H161V15H159ZM158 16V17H159ZM40 17V20L39 19H37V18H39ZM151 17H153V18H151ZM160 17L158 18V19H160ZM233 18V19H234ZM240 18V19H239ZM133 19L134 20H132L131 19V21H134L135 22V20H136V18H134L133 17ZM242 19V20H241ZM138 20V19H137ZM136 20V21H137ZM147 20V19H146ZM161 20H163V18H161ZM170 21V22H169ZM248 22V21H247ZM158 23H160L159 21L157 22V24ZM185 26H187V27H185ZM177 27H179V28H177ZM184 27V28H183ZM253 28V30H251L252 28ZM186 28H188L186 31H185V29ZM263 29V28H262ZM173 30V31H172ZM196 30V31H195ZM256 30V29H255ZM179 31V32H180ZM258 31V30H257ZM162 32V33H163ZM176 32H178L177 30H176ZM176 32L175 33H173V34H176ZM178 32V33H179ZM192 32H189V33H192ZM159 33V32H158ZM161 33V32H160ZM177 33V35H179ZM189 33H187V37H183V35L181 36V37H183L184 39L185 38H188V37H190V36H195L193 33H192V35H190ZM168 35V34H167ZM190 35V36H189ZM170 36V35H169ZM192 36V38L190 39V38H188V39H190L189 40V44L191 43L190 41L191 40H193L194 42L191 44V45H193L194 43H196L197 41L195 40V38ZM168 37V36H167ZM179 37V36H178ZM182 38V40H184ZM197 39V38H196ZM99 40H101V39H99ZM104 40V39H103ZM109 41L108 42H110V39H108ZM187 42H188V40L187 39H185ZM184 40V41H185ZM102 41V40H101ZM105 42H106V40H104ZM183 41V42H184ZM196 41V42H195ZM216 41V42H217ZM260 42H262L261 44H260ZM15 44L16 45V47H15V45H12V44ZM107 43V42H106ZM106 43H105V45H106ZM99 44V43H98ZM102 44H103V42H102ZM101 44V45H102ZM150 44H151V42H150ZM186 44V43H185ZM263 44V45H262ZM65 45H67L66 47H65V51H68L69 50V46H68V42L66 41L65 42ZM100 45V44H99ZM145 45H149V43H147V41H146V43H145ZM153 45V44H152ZM188 45V44H187ZM191 45H189L190 47H191ZM226 45V46H225ZM47 46V45H46ZM96 45H94V47H95ZM198 47L196 44L194 45V47ZM148 46H146V48H147ZM155 48V46L153 45L152 46V48ZM184 47H186V45L184 46ZM193 47V48H194ZM152 48H150L149 47V49H152ZM187 49H189L188 48V46L186 47ZM192 48V47H191ZM18 49L20 50L19 52V54H17V51H18ZM148 49V50H149ZM196 50H197V48H195ZM145 50V49H144ZM148 50H146V53H148ZM154 50V49H153ZM156 50V49H155ZM199 50H200V48H199ZM200 50V51H201ZM153 52L152 50H149V52ZM157 51V50H156ZM200 51H197L198 53L200 52ZM231 51V52H230ZM26 53V55L23 57H21L20 55H22V53ZM190 52V51H189ZM193 52H194V50H193ZM193 52H190V54L192 53L193 54V56L195 55ZM6 53V52H5ZM145 53V52H144ZM146 53H145V55H146ZM154 53V52H153ZM188 53V52H187ZM217 53V52H216ZM248 53H250V55L248 54ZM138 54H140V53H138ZM143 54V53H142ZM149 54V53H148ZM152 54V53H151ZM156 54H157V52H156ZM199 54H201V53H199ZM243 54H245V55H243ZM246 54L247 55H249L248 57L249 58H246L247 56H246ZM204 55V54H203ZM211 55V54H210ZM263 55V56H262ZM147 56V55H146ZM151 56V55H150ZM153 56H156V55H153ZM199 56H201V55H198V58L197 59H199L198 61L200 62L201 61V63L202 62H204V61H202V59L200 60V58H199ZM206 56V55H205ZM218 56H221V55H218ZM242 56H243V58H242ZM250 56H251V58H250ZM3 57V56H2ZM139 58H140V56H138ZM142 57H143V55H142ZM152 57V56H151ZM157 58H158V55L156 56ZM195 57H197V56H195ZM211 57H213V56H211ZM261 57V58H260ZM3 58V59H4ZM145 58V57H144ZM173 58V57H172ZM216 58H217V56H216ZM221 58V57H220ZM152 59H153V57H152ZM171 59V58H170ZM194 59V58H193ZM197 59H194L195 61L197 60ZM207 59V58H206ZM206 59H205V63H206ZM238 59H242V62H240V63H242L243 65H241L240 63H239V61L240 60H238ZM246 59H248V60H246ZM261 59V61H259V60ZM173 60V59H172ZM193 60V61H194ZM234 60V59H233ZM244 60H246V61H244ZM4 61H2V62H4ZM154 61H155V59H154ZM174 61H176V60H174ZM174 61H172V63L174 64H172L171 63V61H170V63L175 67V69H177L176 67H178V66H176V62H174ZM192 61V60H191ZM198 61H196V62H198ZM211 61V60H210ZM210 61H209V64H205V67H206V65H207V67L209 66V68H210ZM220 61V60H219ZM228 61V60H227ZM235 61H236V59H235ZM245 62V66H244V62ZM10 62V63H9ZM156 62H160V61H156ZM233 62V61H232ZM263 62V63H262ZM5 63V62H4ZM3 63V64H4ZM5 63V64H6ZM161 63V62H160ZM179 63V62H178ZM207 63H208V61H207ZM214 63V62H213ZM219 63V62H218ZM234 63V62H233ZM246 63H247V65H246ZM257 63H259V65H261V67L262 68H259L258 66V64ZM42 64V67H38V65L40 66ZM199 64V63H198ZM229 64V63H228ZM157 65H160L159 63L158 64H156V66H155V64H154V66L155 67H158ZM195 65V64H194ZM194 65H193V68H194ZM200 65V64H199ZM203 65V64H202ZM238 65H241V67L239 66L238 67ZM38 68H37V67ZM153 65H151V67H152ZM169 66H170V64H169ZM196 66V69H197V64L195 65ZM244 66V67H243ZM155 67H152V71L153 70H155V69H153V68H155ZM200 67V66H199ZM202 67H204V65L202 66ZM162 68V67H161ZM190 68H192V66L190 67ZM239 68V69H238ZM148 69V68H147ZM146 69V70H147ZM162 69H164V68H162ZM186 69H188V68H186ZM185 69V70H186ZM166 70H168V69H166ZM173 70H174V68H173ZM178 70H179V68H178ZM177 70V71H178ZM193 70V69H192ZM199 70V69H198ZM164 70H161L160 69V67H159V69L157 70V68H156V70H155V73L157 72V75H158V73L160 74V76H159V78H163V77H165V73L164 72H167V71H164ZM170 71V70H169ZM172 71V70H171ZM170 71V72H171ZM176 71V70H175ZM175 71H172V72H175ZM181 70H179L178 72H180ZM188 71H191L190 69L188 70ZM143 72V71H142ZM169 72V73H170ZM199 72V71H198ZM197 72V73H198ZM200 72V73H201ZM242 72V73H241ZM153 73H154V71H153ZM155 73H154V76H155ZM168 73V72H167ZM168 73V74H169ZM176 74H179V73H177V72H175ZM174 73V74H175ZM194 73H195V70H194ZM137 74H138V71H137ZM171 74V73H170ZM2 75H3V73H2ZM9 75H12L13 77L12 78H10V76ZM172 75H173V73H172ZM172 75H171V77H172ZM190 75H192L191 74V72H190V74L188 75V77L190 76ZM213 75V76H212ZM218 75V76H217ZM163 76V77H162ZM178 76V75H177ZM184 76V75H183ZM186 77H187V74L185 75ZM193 76H194V74H193ZM193 76H190L191 77V79H192V77ZM199 77H200V75H198ZM198 76H196V78L198 77ZM149 77V76H148ZM157 77V76H156ZM176 77V76H175ZM182 77V75L180 74V77H178V78H181ZM195 77V76H194ZM194 77H193V80H195L194 79ZM202 77V76H201ZM200 77V78H201ZM216 77H217V80L218 81H220V79H223V80H221L220 82L222 83H219V82H216L217 80H216ZM10 78V79H9ZM15 78H17L16 79V86L14 87V84H15V82L13 81V80H15ZM154 78V77H153ZM185 78V77H184ZM200 78H197V79H200ZM228 80V82H227V80ZM13 79V80H12ZM137 79V78H136ZM168 78H167V75H166V79H165V81L167 80ZM169 79H170V75H169ZM176 79H177V77H176ZM196 79V80H197ZM207 79V78H206ZM4 80V81H3ZM3 80H1V83H2V81L3 82H5V77L3 78ZM17 80L18 81H20V82H17ZM171 80V79H170ZM173 80V79H172ZM224 80H226V82L224 81ZM139 81V80H138ZM144 81V80H143ZM143 81L142 82H138L139 84H137V85H140V87H143V86H141L142 84H143ZM157 81V80H156ZM158 81H159V79H158ZM160 81H162V79H160ZM169 81V80H168ZM178 81H179V79H178ZM181 81V80H180ZM179 81V82H180ZM183 81V80H182ZM192 81V80H191ZM198 81H201V79L200 80H198ZM23 82V83H22ZM136 82H137V80H136ZM146 82V81H145ZM149 82H151V81H149ZM163 83H164V78H163V81H162ZM174 82V81H173ZM176 82V81H175ZM178 82V83H179ZM193 82V81H192ZM141 83V84H140ZM152 83V82H151ZM154 83H157V82H155L154 81ZM161 83V82H160ZM162 83V86L165 84H163ZM170 83H171V81H170ZM178 83H174V85L175 84H177V86H178ZM181 83V82H180ZM205 83H206V85H207V87H206V85H205ZM144 84H147V82L146 83H144ZM167 84V83H166ZM169 84V83H168ZM173 84V83H172ZM136 85V84H135ZM151 85V84H150ZM153 85V84H152ZM156 85V84H155ZM161 85V84H160ZM180 85V84H179ZM182 85H183V83H182ZM181 85V86H182ZM195 85V86H194ZM3 86V85H2ZM13 87L12 89L14 90L15 89V91H13V90H11V88L10 87ZM25 86V85H24ZM162 86L161 87H159V88H162ZM176 86V87H177ZM199 87V89L200 88H202L201 89V91L200 90H198V88L197 87ZM245 86V87H244ZM1 87V86H0ZM8 87V88H7ZM19 87V91L22 93H20V95H18L19 94V91H17L18 88ZM23 87V86H22ZM28 86H26V88H27ZM139 87V88H140ZM148 87L151 89V87H153V86H149L148 85ZM148 87H147V91L149 90L148 89ZM174 87V86H173ZM183 87V86H182ZM137 88V87H136ZM146 87H145V85H144V89H145ZM179 88V87H178ZM194 88H196L195 90H194ZM204 88H206L205 90L207 91H209V93H208V91L206 92L205 90H204ZM25 88H23V90H24ZM32 89V88H31ZM31 89H29V90H31ZM39 89V88H38ZM141 89V88H140ZM140 89H137V90H140ZM143 89V88H142ZM141 89V90H142ZM143 89V90H144ZM155 89V88H154ZM154 89H152V90H154ZM170 89V88H169ZM177 89V88H176ZM180 89V88H179ZM11 90V91H10ZM47 89H44V91H42L43 93L41 94V98H42V100H37V102L34 104V106L36 107H32V109L30 110V111H28V110H26V111H28L27 113L28 114H30V115H28V116H30V117H32V116H34L33 114H40L41 115V117H42V119H41V122L43 123H46V124H42V123H34V124H31L30 123V121H31V119L29 120V123H26L25 124V122H24V120H26L25 119V117H23V116H21V115H19L20 117H23L21 120H22V122H24V124L23 125H26L27 127H28V130H27V135L29 134V135H31L32 134V136L34 137V138H39L38 139V141L40 142V141H44V138H46L45 136L46 135H50L51 137L53 136L52 135V133L54 132V134L56 133H58V134H60V136H62L63 138H62V140H61V144H62V149H63V154H64V157H66V159L67 160H69L71 163H73V164H75L77 167H78V170H77V173H75L74 174V177L72 178H68V180L70 179V181H73V182H71L72 183V186L73 185H75V184H77V187H76V185H75V188L76 189H80L81 191L83 190V192L85 193V195H86V203L81 207V209L79 210L80 211V213H79V217L78 218H75V221L77 222V224H74V221H72V220H74L73 218H70V219H68L67 220V218L65 217V215H64V217L66 218V220L67 221H69L71 224L73 223V226L71 225V228H70V226L67 224V222L66 221H64L68 226H65L66 228H64L65 229V233L68 231L69 232V229H70V231H72V229H73V233H75V234H78L79 236H75V235H73V233H71V236L73 237H77L78 239H76V240H82L83 242H82V245H84V247L81 249V250H79L80 252H79V254H75V257L78 259L79 258V263L80 264H100L99 263V259H94L96 256H95V254L93 253V251L92 250H95L96 248H98L99 249V252H100V250H102V248H99V247H97L98 245H97V242L99 241L100 242V240L102 239V238H104V236H102L103 235V233H109L110 232V229H108L111 225H112V223H113V219H115L116 220V218H114V216L116 217H118V215H120V214H117V212L116 211H121V209L119 208V207H121V206H123V208H125V209H127V207L126 206H128V208H129V204H132L131 203V201H128V200H126L127 198L125 197V198H122V197H120L119 199H121V200H113V199H111V197H110V199L111 200H109V196H108V194H110V193H105V192H101L100 191V189H99V186H97L96 184H95V179H98V181L99 182H101V179H103L104 180V175L103 174H106V173H108V172H111V171H109V169H111V163H110V158L108 159V160H106V159H102V155H98L97 156V153H95L94 151H92V147L94 146V145H97L98 143H100L101 141H100V138H99V136L101 135V131H100V129H102V127L99 129L98 127H94V128H91V129H87L86 128V126L83 128V126H81L82 124H86V122H87V119L89 118V116H91L90 114H91V106L89 105V103L88 102H90V101H86V100H84V102H80L81 101V98H82V94H81V91H79V92H73L72 94H70V95H65V97H58V98H53V99H51V98H48V96H47V93L45 92ZM139 91V93L141 92L142 93V91ZM156 90V89H155ZM163 90V89H162ZM173 90V89H172ZM200 91V93L202 94V96H200V93H197L196 94V92L194 93L193 91ZM15 92L16 94H17V96H15V95H13V97H12V95H10V92ZM17 91V92H16ZM146 91V92H147ZM150 91V90H149ZM160 92H161V90H159ZM164 91H165V89H164ZM164 91H162L161 93H162V95L164 94ZM170 91H171V89H170ZM174 91V90H173ZM176 91V90H175ZM182 91L181 92H179L178 91V93H182ZM205 91V92H204ZM253 91V92H254ZM256 91H255V96L256 97H258V94L256 93ZM13 92H12V94H13ZM145 92V91H144ZM143 92V93H144ZM151 92H153V91H151ZM165 92H168V91H165ZM75 93V94H74ZM154 93V92H153ZM156 93V92H155ZM173 93H175V92H173ZM182 93V94H183ZM192 93H194V95L192 94ZM205 93V94H204ZM208 93V94H207ZM150 94V93H149ZM156 94H158V91H157V93ZM177 94V93H176ZM181 94V95H182ZM3 95L5 96V97H3ZM25 95H26V93H25ZM143 95H145V94H143ZM143 95H141L142 97H144ZM147 96H146V98L148 97V94H146ZM159 95V94H158ZM161 95V94H160ZM170 95H172V94H170ZM170 95L168 96L167 95V98L168 97H170ZM178 95V94H177ZM185 95H182V96H185ZM198 96V97H196V96ZM10 97V99L8 98V97ZM153 96V95H152ZM180 96V95H179ZM188 96H187V100H188ZM15 97H17V99L15 98ZM97 97V96H96ZM154 97H159V98H162L163 96H156V95H154ZM153 97V98H154ZM201 98V100H200V98ZM12 98L14 99V100H16V102L17 101H19L20 100V103L18 104V103H15V101L13 102V103H10V102H12V101H10V100H12ZM27 98H28V96H27ZM30 98V97H29ZM28 98V99H29ZM109 98H110V96L108 95L107 96V98H106V100L104 99V98H102V97H98V101L99 102H102L103 103V101H101V100H104V101H109ZM148 98H150V100L152 99V97L151 96H149ZM165 98H166V96H165ZM167 98H166V100H167ZM172 98V97H171ZM175 98V97H174ZM191 98H192V101H194L193 99H196L195 101H194V104H192L193 102L191 101ZM251 100H253V97L251 96ZM19 99V100H18ZM26 99V98H25ZM28 99H26V100H28ZM145 99V98H144ZM163 99V98H162ZM184 99V103H185V98H183ZM142 101H144L143 99H141ZM140 99H139V101H141ZM152 100H154L155 101V98L154 99H152ZM152 100H151V102H152ZM160 100V99H159ZM164 101H165V99H163ZM171 100V99H170ZM173 100V99H172ZM205 100H206V102H205ZM8 101V102H7ZM35 101V100H34ZM146 102H147V100H145ZM144 101V102H145ZM153 101V103H155ZM163 101V103L162 104H164L165 103V105H167L166 104V101L164 102ZM176 101H177V98H176ZM199 101V102H198ZM201 101V102H200ZM5 102V103H4ZM6 102H7V104H6ZM150 102V101H149ZM158 102V101H157ZM155 103V106L157 105V106H159L160 104H161V100H160V102H159V104L158 103ZM190 102H192V103H190ZM248 103H249V100L247 101ZM23 103H25V102H23ZM139 103H141V102H139ZM148 103V102H147ZM145 104V103H142V108L144 107V106H151V107H153V109L152 110H155V109H157V108H159V109H162V106H164V108L163 109H165L166 111H167V109L165 108V105H160V107H156V108H154L155 106H154V104L153 103H148V104ZM171 103H173V102H171ZM170 103V104H171ZM174 103H175V100H174ZM177 103V102H176ZM182 103H183V100H182ZM183 103V104H184ZM190 103V104H189ZM252 103V102H251ZM250 103V104H251ZM9 104V105H8ZM11 104V105H10ZM169 104V105H170ZM181 104V103H180ZM20 105H21V107H20ZM24 105V104H23ZM26 105V104H25ZM153 105V106H152ZM171 105H173V104H171ZM187 105V106H188ZM214 105V104H213ZM251 105H254L255 107H256V105L254 104V103H252ZM8 107V106H11V107H8V108H6V109H4L5 107ZM13 106V107H12ZM146 106V107H147ZM176 106V104L174 105V106H172V109H174L175 111H178L179 112V114H180V107L178 108V110H177V108L175 107ZM144 108L145 110H146V112H149L150 113V109H147V108ZM167 107V106H166ZM169 107V106H168ZM183 107V106H182ZM203 107V106H202ZM250 107V105H248V108ZM10 108H12L11 110H10ZM176 108V109H175ZM195 108V107H194ZM251 108V107H250ZM249 108V109H250ZM9 109V110H8ZM29 109V108H28ZM141 109V108H140ZM169 109H171V107H169ZM170 110L171 111V113H173L174 111L173 110ZM186 109H188V108H186ZM186 109H184V110H186ZM244 109V108H243ZM245 109H246V107H245ZM165 110H163L162 111V113H161V110H159V112H160V114H157L158 112H157V110H156V114H154V116L156 115V117H159L158 115H160L161 116V114L164 116L165 114L164 113H166V111ZM184 110H183V113H184ZM188 110H196V109H190V107H189V109ZM250 110H252V109H250ZM21 111V112H20ZM25 111V112H26ZM138 111H140L139 113H140V115H137V114H135L134 113V117H133V120L131 121V123H132V125H134V126H139V125H142L144 122L146 123L147 121L149 122L152 118L150 117V115L152 116L153 114H147L146 116H144L146 113L145 112H142L141 110H138ZM165 111V112H164ZM170 111L168 110V114L170 113ZM13 112H14V114H13ZM24 112V113H25ZM137 112V111H136ZM190 112V111H189ZM238 112V111H237ZM10 113V114H9ZM143 113H145L144 115H143ZM155 113V112H154ZM177 113V112H176ZM253 113V112H252ZM23 114V113H22ZM142 114V115H141ZM167 114V113H166ZM167 114V115H168ZM185 115H186V112L184 113ZM12 115L10 116L11 117V119L13 118L12 117ZM27 115V114H26ZM32 115V116H31ZM177 115V114H176ZM189 115V114H188ZM243 115H245V114H243ZM27 116V117H28ZM108 116V115H107ZM106 116V117H107ZM120 116V115H119ZM139 116H140V118H139ZM144 116V117H143ZM154 116H152L153 118H154ZM166 116V115H165ZM179 116V115H178ZM182 116V115H181ZM184 116V115H183ZM241 116V115H240ZM252 116V115H251ZM110 117V116H109ZM108 117V118H109ZM146 118V120L142 123V118ZM155 117V118H156ZM185 117V116H184ZM186 117H187V115H186ZM15 118H13L14 120H15ZM17 118H18V116H17ZM119 118H121V117H119ZM147 118H151L150 120L149 119H147ZM188 118V117H187ZM193 118V117H192ZM191 118V119H192ZM196 118H194V119H196ZM223 120H222V119ZM230 118V119H231ZM9 120L10 118H6L5 120ZM110 119V118H109ZM109 119L107 120V122H109ZM118 119V118H117ZM203 119V120H202ZM4 120V119H3ZM17 120V119H16ZM15 120V121H16ZM21 120H19L18 119V121L20 122ZM120 120V119H119ZM122 120V119H121ZM183 120V119H182ZM185 120V119H184ZM211 120V121H210ZM9 121H11L12 122V120H9ZM7 122V123H4L3 124V122H2V124L5 126V129L8 131L9 129L11 130V127L12 126H10V128H9V125H10V122ZM14 121V122H15ZM193 121V120H192ZM192 121H190V123L192 122ZM209 121H210V123H209ZM215 121V122H214ZM4 122H6V121H4ZM14 122L12 123L13 125H14ZM18 122V123H19ZM27 122V121H26ZM107 122H106V124H107ZM189 122V121H188ZM194 122L196 123V120L195 121H193L191 124H189V123H187V121H186V123L187 124H189V125H187V126H189L190 127V130L191 131H189V129H188V131L189 132H194L195 134L197 133L196 131H197V129L199 128V131H201V132H203V131H205L206 132V134L204 133V135H202V136H204V137H201V135L199 134L198 135V137H197V139L196 140H199V142H201L202 140H201V138L203 139V141H207V138L206 137H208L207 136V133L208 134H210L212 131L211 130H213V131H216V129H218L217 130V132H215V134H220L219 133V131L220 130H222V129H220L221 127H220V123L221 122H219L218 124V128H217V125H214L213 126V124L212 125H210L211 126V130L209 131V130H205V129H202L201 130V128H206V126L205 125H203V123H201L202 124V127H201V124H200V127H197V126H199L198 124H196V126L194 125ZM199 122V123H200ZM233 122V121H232ZM183 123V122H182ZM248 123V122H247ZM246 123V124H247ZM251 123V122H250ZM249 123V124H250ZM0 124H1V122H0ZM7 124H9V125H7ZM105 124V128L107 127V125ZM253 124V123H252ZM6 125H7V127H6ZM21 125V124H20ZM97 125H99V124H97ZM101 125V124H100ZM178 125V124H177ZM184 124H182V127H180L179 128V125L177 126V127H175V130L173 129L172 131H177V129H181V130H183V127H185V126H183ZM193 125H194V127H196L197 129H195L194 127H193ZM224 125V124H223ZM2 125H0V127H1ZM4 126L3 127H1L0 128V134L2 135V137L3 138H5L4 136H3V133H4V131L5 132H7L6 130H2V128L4 129ZM187 126H186V129H187ZM191 126H192V128L194 129V130H196V131H194L192 128H191ZM203 126H205V127H203ZM216 126V127H215ZM226 126V125H225ZM103 127V130L105 129ZM14 128L15 129H12V131H10L9 130V132H13L14 130L16 131V127L14 126ZM167 129L166 130H169L168 129V127H166ZM209 129H210V127H208ZM222 128H224V126L222 127ZM161 129V128H160ZM163 129H164V127L162 128V130H157L158 131V133L156 132V134H157V136L158 135H162V134H164L163 132H165V130L163 131ZM215 129V130H214ZM249 129V128H248ZM247 129V130H248ZM29 130H32V131H34V133L31 131V134L30 133H28V131ZM87 130V131H86ZM156 130V129H155ZM180 130V131H181ZM251 130V129H250ZM106 131H107V128H106V130H105V134H107L106 133ZM170 131H171V129H170ZM224 131V130H223ZM226 131V130H225ZM228 131V130H227ZM1 132H3V133H1ZM30 132V131H29ZM46 132V133H45ZM150 132H152V133H154V131H150ZM162 132V133H161ZM104 133V132H103ZM102 133V134H103ZM176 133V132H175ZM175 133H173L174 135H172L171 136V138L172 139H174L173 138V136L174 137H178ZM193 133V134H194ZM198 133H200V132H198ZM197 133V134H198ZM214 133V132H213ZM249 133H250V131H249ZM253 133V132H252ZM256 133V134H257ZM55 134V135H56ZM105 134H103V135H105ZM151 134V133H150ZM155 134V133H154ZM184 134V133H183ZM181 135V134H178L179 136H180V138L178 137V138H175L176 139V141H178V139H184L185 140V137L188 139V137L190 138V140H192L193 138H191V135L192 134H190V135H188L187 136V134L185 135ZM251 134V133H250ZM257 134V135H258ZM167 135H168V132H167ZM211 135V134H210ZM209 135V136H210ZM256 135V136H257ZM25 136L26 135H24V137L22 138H20V139H22V140H26V138H25ZM59 136V135H58ZM182 136H185L184 138H182ZM200 136V137H199ZM206 136V137H205ZM214 136V135H213ZM1 136H0V155L1 154H3V155H1V156H3L2 157V160L1 161H6L5 162V165H6V169H5V171H7V172H9V170H10V173H8V178H7V175H3V176H1L2 178V180L5 178L6 179V181H8V180H10L11 178L12 179H14V174L16 175V178L17 179H23V178H26L27 177V173L28 172H26V173H23V174H21V173H18V170L20 169L19 167H18V165H17V161L20 159V160H22L24 157L22 156L21 157V155L22 154H24L22 151H27V153H25V154H28V148H27V146H29L27 143H26V141L24 142V141H22L23 143H26L25 145L26 146H23L22 145V142L21 143H19V141H18V143L19 144H21V146L23 147H21L20 148V145L18 144L17 146H19V148L17 147L16 148V152H15V150H13V147H12V149L11 148H8V147H6L7 145H8V143H5L6 141V138L3 140V138H2ZM27 137V136H26ZM32 137V138H33ZM106 137V136H105ZM159 137V136H158ZM196 137V136H195ZM216 137H217V135H216ZM216 137H213L214 139L216 138ZM33 138V139H34ZM159 138H163V136L162 137H159ZM168 138V137H167ZM171 138H168V139H170L168 142H169V144H171V145H169V146H172V141H175V140H171ZM205 138H206V140H205ZM209 138V137H208ZM226 138H228V135L226 136ZM257 138V137H256ZM256 138H254L255 140H252V141H255V142H259V141H256ZM257 138V139H258ZM158 139V138H157ZM156 138L155 139H153L154 141L155 140H157ZM166 139V138H165ZM165 139H158V140H160V142L162 143ZM195 139V138H194ZM211 139H212V136L210 137V139H208V142L210 143V141H211ZM213 139V140H214ZM27 140H28V138H27ZM32 139L30 138V141H31ZM103 140H106L105 138L103 139ZM162 140V141H161ZM201 140V141H200ZM212 140V141H213ZM247 140V139H246ZM264 140V139H263ZM4 141V142H3ZM7 141H8V139H7ZM34 141H36V143L38 142L37 141V139L35 140L34 139ZM34 141L32 140V143H34ZM98 141H100V142H98ZM165 141H167V140H165ZM183 140H181V144L182 145H184L185 144V142H188L189 143V139H188V141H186L185 140V142H182ZM193 141V140H192ZM202 141V142H203ZM261 141V140H260ZM11 142V141H10ZM9 142V143H10ZM98 142V143H97ZM191 142V141H190ZM213 142H215V141H213ZM248 142V141H247ZM246 142V143H247ZM7 144L6 146H4V144ZM140 143H142L143 145L144 144H148V140L146 139V138H141V142ZM166 143V142H165ZM164 142L162 143V144H165ZM180 143V142H179ZM195 142H192V149L193 150H195L196 148V150H199L198 149V146H199V144H197L198 142H196V144H194ZM232 143V142H231ZM245 143V142H244ZM250 143V142H249ZM253 143V142H252ZM260 143V142H259ZM263 143L264 142H262L261 144L263 145ZM11 144V143H10ZM43 144V143H42ZM196 145L195 147H194V145ZM211 144H212V142H211ZM210 144V145H211ZM240 144V143H239ZM99 145V144H98ZM167 145V146H168ZM178 145V144H177ZM241 145V144H240ZM244 145V144H243ZM246 145V144H245ZM248 146H249V144H247ZM246 145V146H247ZM16 146V145H15ZM150 146V145H149ZM149 146H148V150H150L149 149ZM153 148H152V153H153V155L154 156H156L158 153L156 152L157 150L155 149V147L153 146V145H151ZM151 146H150V148H151ZM166 146V144H165V147H167ZM169 146L167 147L168 148V150H169ZM187 146H188V144H187ZM186 146V147H187ZM201 146V145H200ZM199 146V147H200ZM204 146V145H203ZM205 146H207V147H211V146H208V144L207 145H205ZM205 146H204V149H205ZM6 147V148H5ZM25 147V148H24ZM190 147V146H189ZM202 147V146H201ZM227 147H229V142H228V146ZM96 148H98V146H96ZM171 148H173V147H171ZM184 148H185V146H184ZM233 148V147H232ZM239 148V147H238ZM241 148V147H240ZM251 148V147H250ZM15 149V148H14ZM21 149H23V150H21ZM28 149V150H27ZM166 149V148H165ZM187 149V148H186ZM202 149V148H201ZM200 149V150H201ZM208 149V148H207ZM213 149V148H212ZM215 149V148H214ZM248 149H249V147H247V150L246 151H248ZM251 149H253V148H251ZM31 150V149H30ZM33 150V149H32ZM36 150H37V148H36ZM59 148H54V149H52L51 151H52V154H56V153H58L59 152ZM171 150V149H170ZM192 150V151H193ZM199 150V151H200ZM203 150V149H202ZM209 150V149H208ZM235 150H237V149H235ZM188 151H190V152H192L191 151V148L188 150ZM187 150H186V153L188 152ZM199 151H197V152H199ZM204 151V150H203ZM203 151H200V152H203ZM12 152V153H11ZM13 152H15V155H13ZM190 152H188V154L190 155V156H188L189 158L190 157H192L191 156V154H190ZM197 152H194V153H196L197 154ZM207 151H204V155H207V154H205ZM30 153V152H29ZM35 153H37V152H35ZM49 154H50V152H49ZM101 154V153H100ZM187 154V155H188ZM201 154V153H200ZM203 154H201V155H203ZM209 154V153H208ZM213 154V153H212ZM57 155V154H56ZM193 155V154H192ZM195 155V154H194ZM193 155V156H194ZM201 155H199L200 156V159H201ZM209 155H211V154H209ZM208 155V156H209ZM212 156V155H211ZM28 157V156H27ZM56 157V156H55ZM29 158V157H28ZM28 158H27V160H28ZM103 158H105V157H103ZM187 158V157H186ZM197 158H198V156H197ZM210 158V157H209ZM208 158V159H209ZM0 159H1V157H0ZM16 159H17V161H16ZM65 159V160H66ZM111 159H112V161H114V159H113V157H111ZM145 159V158H144ZM62 160H63V158H62ZM110 160V161H109ZM205 160V159H204ZM187 161V160H186ZM191 161H192V159H191ZM193 161H194V159H193ZM20 162V161H19ZM23 162V161H22ZM22 162H21V164H22ZM25 162L27 163V161L25 160ZM204 162V161H203ZM2 163V162H1ZM154 163H156V162H154ZM153 163V166L155 165L156 166V164H154ZM160 162H157V165L159 164ZM205 163H207V161L205 162ZM19 164V163H18ZM24 164V163H23ZM22 164V165H23ZM201 164H202V162H201ZM209 164V163H208ZM2 165H3V167H4V164L2 163ZM20 165V164H19ZM132 164L130 163L129 164V166H131ZM162 165V164H161ZM160 165V166H161ZM206 166V164H203V166ZM24 166V165H23ZM23 166H22V168H23ZM26 166V165H25ZM113 166V165H112ZM202 166V165H201ZM202 166V167H203ZM205 166H204V168H205ZM3 167L1 168V165H0V172H2V170L4 171V169H3ZM113 167H115V166H113ZM128 167V166H127ZM132 167V166H131ZM138 167V166H137ZM201 167V168H202ZM208 167V166H207ZM206 167V168H207ZM19 168V169H18ZM25 168V167H24ZM117 168V167H116ZM129 168V167H128ZM132 168H134V167H132ZM26 169V168H25ZM130 169V168H129ZM151 169H152V167H151ZM131 170V169H130ZM4 171V173L5 174H7V172H5ZM23 172H25L24 170H22ZM117 171H118V168H117ZM200 171H202V170H200ZM206 171V170H205ZM204 171V172H205ZM259 171H261V170H259ZM154 171H152V172H150L151 173V175H153L154 173H153ZM253 172V171H252ZM255 172V171H254ZM3 173V172H2ZM2 173L0 174V175H2ZM3 173V174H4ZM119 173V172H118ZM134 173H135V171H134ZM133 173V174H134ZM153 173V174H152ZM25 174H26V176H25ZM103 175L102 176V178H101V176H99V175ZM110 174V173H109ZM116 174H117V172H116ZM137 174H139L138 173V169H137ZM203 174V173H202ZM206 174H208V173H206ZM253 174H255V173H253ZM252 174V175H253ZM257 174H258V172H257ZM261 174V173H260ZM135 175V174H134ZM133 175V176H134ZM161 174H159L158 175V177H160V178H156L155 179V177H156V174L155 175H153L151 178L150 177H148V178H150V181H149V179H147L148 181H149V186H151V184H152V182L151 181H153V180H156V181H160V179L162 178L161 176H160ZM251 175V174H250ZM5 176V177H4ZM12 176V177H11ZM25 176V177H24ZM257 176V175H256ZM106 177V176H105ZM114 177V176H113ZM251 177H255V176H251ZM259 177V176H258ZM261 177V176H260ZM15 178V179H16ZM50 178V177H49ZM118 178V177H117ZM206 178V177H205ZM5 179H4V184H3V186L1 185L2 183V181H0V197H1V195L3 194V196H7L8 195V199L10 200L11 198H9V191L11 190V192L13 193V192H15L16 190H18L17 188H21V187H25V185H22V184H19L18 185V183H16V182H13L12 183V181H14V180H12L11 179V181H8V182H6L7 183V185H6V183H5ZM8 179V180H7ZM22 179H21V181H22ZM47 179H48V177H47ZM110 179V178H109ZM108 179V180H109ZM114 180V178H111V180ZM135 179H136V177H135ZM24 180V179H23ZM68 180H66L65 179V181H64V183H66V181H68ZM102 180V182H105V181H103ZM106 180V179H105ZM112 180V181H113ZM119 180V179H118ZM162 180H163V178H162ZM161 180V181H162ZM263 179H260V180H257V181H259V182H261ZM20 180L18 181V182H21ZM48 182H49V180H47ZM110 181V180H109ZM154 182V181H153ZM68 183V182H67ZM66 183V184H67ZM107 183H108V181H107ZM136 183V182H135ZM157 183V182H156ZM263 183V182H262ZM24 184V183H23ZM25 184H27L26 182H25ZM57 184H60V183H57ZM62 184V183H61ZM69 184V183H68ZM161 184V183H160ZM109 185H112V184H109ZM116 185V184H115ZM147 185V186H148ZM154 185H156V184H153V186ZM159 184H157L156 186H158ZM264 185V184H263ZM27 186V185H26ZM28 186H29V183H28ZM57 186H59V185H57ZM62 186H65V185H61V187ZM71 185L69 186L70 188L72 187ZM148 186V187H149ZM205 186V185H204ZM208 186H214L213 184L211 185V184H208ZM2 187V188H1ZM5 187H7L5 190H6V193H7V191H8V193L7 194H5V191H3L2 189H4ZM19 188V190L17 191L18 193L16 194V193H14L15 195H18V194H20V193H22L21 195H22V197H20L19 195L16 197V196H12L11 194H10V197L12 196V198L13 197H15L14 199H15V201L18 199L19 200V198H20V202L23 204V202L27 199L28 200V202H27V200L25 201L26 203H29V202H33V197L31 196V195H29L31 198H23V197H27L28 195L27 194H31L32 192L31 191H28V192H31V193H28V192H26L27 191V189H28V187H27V189L26 188ZM134 187V186H133ZM147 187V189H149ZM155 187V186H154ZM15 188H16V190H15ZM30 188V187H29ZM73 188V187H72ZM136 188V187H135ZM151 188H152V186H151ZM161 188V187H160ZM198 188V187H197ZM9 189V190H8ZM26 189V190H25ZM74 189V188H73ZM78 189V190H79ZM115 189V188H114ZM117 189V188H116ZM15 190V191H14ZM23 191L24 190V192H26V196H25V194H24V192H21V191ZM30 190V189H29ZM71 190V189H70ZM70 190H68V191H70ZM136 190V189H135ZM195 190V194H194V196L195 197H193L194 199H191V204H193V208L194 209H197V207L199 206V204L202 202V201H200V199L198 198L197 199V197H199V195L197 196V192H198V189H194ZM19 191H20V193H19ZM112 191H115V190H112ZM117 191H119V189L117 190ZM116 191V192H117ZM129 191V190H128ZM135 192H137V191H135ZM54 193H57V192H54ZM61 193V192H60ZM130 193V192H129ZM129 193H127V194H125V195H123V196H130L131 195V193L129 194ZM132 193L134 194V195H131V196H133L135 199H136V201H138V198H137V196H138V194H136V193H134L133 191H132ZM23 194H24V196H23ZM62 194V197L64 196L65 198H66V200L69 198V194H67V196H66V193H64V192H62L61 193ZM140 194H142V193H140ZM137 195V196H136ZM2 196V197H3ZM28 196V197H29ZM57 196H58V198L61 196V195H58V193H57ZM56 196V197H57ZM108 196V197H107ZM197 196V197H196ZM254 197V196H253ZM21 198H23V199H21ZM61 198V197H60ZM255 198V197H254ZM257 198V197H256ZM1 199V198H0ZM3 199L4 200H6L7 198H4L3 197ZM259 199V198H258ZM258 199H257V203L259 202L258 201ZM260 199H262L261 197H260ZM9 200H7V201H9ZM17 200V202L19 203V201ZM29 200H32V201H29ZM241 200V199H240ZM247 200V199H246ZM255 200V199H254ZM3 200H1V202H2ZM10 201H13V200H10ZM9 201V203H11L12 204V202H10ZM23 201V202H22ZM209 201V200H208ZM239 201V200H238ZM251 201H253V198H251ZM24 202V206H26V203ZM127 202H128V204H127ZM130 202V203H129ZM222 202V201H221ZM224 202V201H223ZM237 202V201H236ZM3 203V202H2ZM14 203H16V202H14ZM13 203V204H14ZM18 203H16V204H18ZM121 203V204H120ZM137 203V202H136ZM226 203H228V201L226 202ZM230 203V202H229ZM228 203V204H229ZM241 203H243V202H241ZM4 204H6V203H4ZM4 204H0V206H1V208H0V210L2 209V206H6V205H4ZM15 204V205H16ZM20 204V203H19ZM16 205V206H20V207H18V208H16L14 205H12L11 207H13L12 209L14 210V209H17V212L15 211V213H18L19 211L22 213L23 212V210L22 209H20V210H18L19 208H22L23 206L22 205ZM247 204V203H246ZM255 204V203H254ZM10 205V204H9ZM133 205H134V203H133ZM130 206V208L129 209H131L130 210V212H132V209L134 208V206ZM233 205H234V203H233ZM237 205V204H236ZM252 205V207L254 206L253 204H251ZM32 206V205H31ZM228 206V205H227ZM227 206H225V208H224V210L226 211V207ZM230 206V205H229ZM239 206H240V204H239ZM132 207V208H131ZM216 206H214L213 208H215ZM222 207H223V205H222ZM222 207L221 208H219V210H221L222 209ZM242 207V206H241ZM246 207L248 208V206H246L245 205V208L243 207L242 209H245L246 210ZM6 208H8V207H5V208H3L2 209V212L4 211V209H6ZM10 208V207H9ZM32 208V207H31ZM30 208V209H31ZM59 208V206H56V209H55V207H54V210H57ZM122 208V207H121ZM174 207H169L167 210H165L164 208H161L162 210H164V212H165V215L167 216V225H165L164 227H161L160 228V232H158L157 234H153V232L152 233H150L149 231H151V229H152V226H155V224L157 223V221L155 220V221H152V219H150V218H147L146 216H144V215H140V214H138L137 215V213H135V212H132V214H134V215H136L135 217H137V218H135L133 215H132V217H134V218H130L129 216H131L130 215V213H129V215H128V218L130 219V220H132V223H131V221H128L129 219L128 218H126L127 219V221L126 220H124V222H125V224H124V222L122 223V221L120 222V220H122L120 217L119 218H117L118 220H116L117 222H120L121 224H123V227H124V225H125V227H126V223H127V225H130L131 224V226L133 227V232H146L147 233V235H148V233H150L151 235H154V236H152L151 237V235L150 236H147L146 237V234H145V237L146 238H148V237H150V241H149V243L150 244H152V243H154V245L152 244V246H153V248H151L152 249V251L154 252V255H160V256H158V257H160V260L158 261V262H160V261H162V263H163V261H166L165 259H167V261H168V259L171 261L172 259H170L172 256L174 257V253L176 252L175 251V249H177V245H179V244H183V242L186 240L187 242H184V244L186 245V246H188V244H190L191 245V241H196L198 238H200V240H202V241H204L205 243L208 241V243L209 242H213V241H211V239H212V237L213 236H215V238H216V235H214L213 233H211V232H209V230H210V227L212 228L211 229V231H213V229L215 228V225H217V222L215 221V222H213L214 221V216H215V218L217 217L215 214H217V212H218V214H219V212H221V211H218V209H212L211 211H208V212H205V213H201V212H198V211H196V212H198V213H196L195 211H194V220H193V218L191 217V220H192V222L190 221V219H188L189 221H190V224H189V222H187V221H184L183 223H182V226L180 225V226H178L179 228H175L174 227V223H173V213H174V211L172 210ZM192 208V209H193ZM229 208V207H228ZM239 208V207H238ZM23 209H24V207H23ZM28 209V208H27ZM29 209V210H30ZM67 209V208H66ZM129 209H127V210H129ZM234 209H236V208H234ZM233 209V210H234ZM8 210V209H7ZM11 210V209H10ZM9 210V211H10ZM26 210V209H25ZM53 210V211H54ZM228 210H231V209H228ZM255 210H257V209H255ZM27 211V210H26ZM31 211V210H30ZM114 211L116 212V213H114ZM124 211V210H123ZM135 211V210H134ZM215 211H216V213H215ZM29 212V211H28ZM27 212V213H28ZM45 212H47V210L45 211ZM1 213V212H0ZM5 213V212H4ZM3 213V214H4ZM11 213V212H10ZM14 213V212H13ZM13 213H11V214H9V212L7 213L8 214V216L9 215H12ZM13 214L12 216H14L13 217V219H16L17 217V214ZM24 213V212H23ZM223 213H224V211H223ZM229 213H230V211H229ZM2 214V213H1ZM2 214V215H3ZM20 214V213H19ZM28 214H30V213H28ZM28 214H27V216H28ZM48 214V213H47ZM47 214H45L44 215V217H43V221H44V223L42 224V225H44L45 224V226H44V228L45 227H47L46 225H50V223H52V224H57V223H59L60 221H59V219H58V217H57V215H52L51 213V215L52 216H48ZM114 214H116V215H114ZM125 214H127V211L125 212ZM217 214V215H218ZM220 214H222V213H220ZM21 215V214H20ZM25 215V214H24ZM123 215V214H122ZM125 216V215H124ZM184 216V215H183ZM6 217H7V215H6ZM18 217H19V215H18ZM24 217V216H23ZM26 217V216H25ZM9 218H10V216H9ZM184 218V217H183ZM213 218V219H212ZM47 219L48 220H50V221H47ZM120 219V220H119ZM136 221H134V220ZM201 219H203V220H201ZM210 219H212L213 221L211 222L212 224H214V227H213V225L212 226H210L209 227V225H208V228H207V226L206 225H202V224H204V222L205 221H208V223H209V221H210ZM10 220V219H9ZM18 220V219H17ZM16 220V221H17ZM59 221V222H56V221ZM186 220H187V218H186ZM205 220V221H204ZM7 221V219L6 220H0V231H2V229L4 228V225L6 224V223H8V222H6ZM11 221V220H10ZM9 221V222H10ZM13 221V220H12ZM11 221V222H12ZM38 221V220H37ZM40 221H42V219L40 220ZM42 221V222H43ZM54 221H55V223H54ZM63 221H61L60 223L61 224H63L64 225V222ZM72 221V222H71ZM134 221V222H133ZM204 221V222H203ZM15 222V221H14ZM41 222V223H42ZM68 222V223H69ZM115 222V221H114ZM30 223V222H29ZM40 223V224H41ZM59 223V226L61 225ZM69 223V224H70ZM129 223V224H128ZM188 223V224H187ZM192 223V224H191ZM113 224H116V222L115 223H113ZM120 224V225H121ZM264 224V223H263ZM74 225H76V226H74ZM117 225V224H116ZM116 225H115V227H116ZM119 225V226H120ZM5 226H7V225H5ZM50 226H53V225H50ZM201 226V227H200ZM202 226H205V227H202ZM41 227H43V226H41ZM57 227H58V224H57ZM56 227V228H57ZM130 227V226H129ZM29 228V227H28ZM68 228V229H67ZM112 228H113V226H112ZM111 228V229H112ZM127 228H128V226H127ZM201 228H203V229H201ZM205 228H207L208 229V232H207V229L206 230H204ZM57 229H59V228H57ZM60 229H61V227H60ZM115 229V228H114ZM216 229V230H215ZM214 230L215 231H213L214 233L217 231V227L215 228ZM67 230V231H66ZM37 231H39V230H37ZM36 231V232H37ZM44 231V230H43ZM46 231H47V229H46ZM61 231V230H60ZM203 231H206V232H203ZM28 232H30V230L28 231ZM27 232V233H28ZM34 232V231H33ZM39 232H41V230L39 231ZM57 232H59V230L57 231ZM64 232H60L61 233V237H63L64 235H66ZM3 233V232H2ZM1 233V234H2ZM35 233V232H34ZM63 233V234H62ZM136 233V234H137ZM139 233V234H140ZM172 234V236H171V234ZM201 233H203L201 236L199 235V234H201ZM213 234V236L210 234V236L208 235V234ZM0 234V235H1ZM30 234V233H29ZM33 234V233H32ZM40 234V233H39ZM37 234L36 233V236H35V238L37 237V239H40V238H44V237H47V234L45 235L44 234V232H43V234H44V236L42 235V234ZM37 235H39L40 237L38 238V236ZM42 235V236H41ZM63 235V236H62ZM198 235V236H197ZM33 236V235H32ZM31 236V237H32ZM68 236H70V233H69V235H67V238H68ZM71 236H70V239H71ZM100 236V237H99ZM142 236V235H141ZM105 237H107V236H105ZM217 237H219L218 235H217ZM65 238V237H64ZM79 238H81V239H79ZM145 238V239H146ZM214 238V237H213ZM6 239V238H5ZM5 239H3V237L1 236V238H0V243L1 242H5V241H8V240H5ZM37 239H35V240H37ZM74 239V241H72L71 243L73 244V242H76L75 241V238H73ZM98 239V240H97ZM108 239V238H107ZM149 239V238H148ZM208 239V240H207ZM3 240V241H2ZM5 240V241H4ZM34 240V241H35ZM43 240V242H44V239H42ZM46 240V239H45ZM96 240V241H95ZM212 240H214V239H212ZM225 240V239H224ZM228 240V239H227ZM226 240V241H227ZM10 241V240H9ZM26 241H29V240H26ZM32 241V240H31ZM30 241V242H31ZM182 241V242H181ZM190 243H189V242ZM11 242V241H10ZM40 242V243H39ZM98 242V243H99ZM108 242V241H107ZM181 242V243H180ZM197 242H199V240L197 241ZM33 243V242H32ZM35 243V242H34ZM70 243V242H69ZM69 243H67V245L69 244ZM78 243H80V242H78ZM91 243H93V246H94V248H93V246H92V244ZM188 243V244H187ZM2 244V243H1ZM5 244V243H4ZM9 244V243H8ZM26 244H27V242H26ZM30 244V243H29ZM28 244V245H29ZM96 245V248H95V245ZM183 244V245H184ZM207 244V243H206ZM28 245H26V246H28ZM31 245V244H30ZM33 245V244H32ZM75 245V244H74ZM184 245V246H185ZM70 246V245H69ZM180 246H182V245H180ZM183 246V247H184ZM194 246V243H193V245H192V247ZM6 247V246H5ZM30 247V246H29ZM32 247V246H31ZM75 247V246H74ZM102 247V246H101ZM183 247H181L180 248V250L181 249H183ZM190 247V246H189ZM195 247V246H194ZM26 248V247H25ZM66 248V247H65ZM78 248V247H77ZM93 248V249H92ZM66 249H68V248H66ZM98 249H97V252H98ZM103 249H106L104 246H103ZM184 249H185V247H184ZM183 249V250H184ZM189 249V248H188ZM187 249V250H188ZM30 250H32V249H30ZM30 250H29V253H30ZM38 254H35V255H41V257H43V259H45L47 262H48V264H54V262L57 260H55L54 258H57V256H55L54 258L50 255L49 257L50 258H47L46 256H44L43 255V253H42V246H41V241H36V243H35V249H34ZM108 250V249H107ZM179 251V250H178ZM184 251H186V249L184 250ZM96 252V251H95ZM98 252V253H99ZM104 252V251H103ZM180 252V251H179ZM28 253V254H29ZM102 253V252H101ZM31 254V253H30ZM34 254V253H33ZM105 254H106V252H105ZM111 254V253H110ZM177 254V253H176ZM59 255V254H58ZM73 255H74V253H73ZM72 255V256H73ZM150 255H152V254H150ZM179 255V254H178ZM226 255V254H225ZM228 255V254H227ZM60 256V255H59ZM72 256H70L69 255V257L68 256H65L64 255V257H63V255H62V260L63 259H65V257H68L70 260L71 259H73V258H71ZM95 256V257H94ZM103 256H105V255H103ZM132 256V255H131ZM228 256H230V254L228 255ZM227 256V257H228ZM39 257V256H38ZM45 257V258H44ZM106 257V256H105ZM104 257V259L105 260H107V257L105 258ZM142 257H144V255L142 256ZM157 257V258H158ZM233 257V256H232ZM242 257V258H241ZM240 258H238V259H236L237 260V262H243L244 260H243V258H245L246 256L244 255L243 256V254H242V256H241ZM36 258V257H35ZM124 258H125V256H124ZM140 258H141V256H140ZM146 258V257H145ZM152 257H150V259H151ZM154 258V257H153ZM162 258V259H161ZM231 257H229L228 259H227V261H226V259H225V261L224 262H222L221 264H238V263H236V262H234V260L233 259H230ZM234 258H235V256H234ZM247 258H248V256H247ZM250 258L251 257H249V259H246L245 258V264H247V263H249L250 261ZM61 259H58V260H61ZM69 259L67 260V258H66V260L67 261H69ZM110 259V258H109ZM123 259V258H122ZM128 259V258H127ZM148 259V258H147ZM164 259V260H163ZM239 259H241V261H239ZM252 260H253V257L251 258ZM261 259V258H260ZM61 260V261H62ZM98 260V261H97ZM103 260V259H102ZM129 260V259H128ZM127 260V261H128ZM134 260V259H133ZM140 260H142V259H139V261ZM145 260V259H144ZM158 260V259H157ZM222 260V259H221ZM224 260V259H223ZM259 260V259H258ZM101 261V260H100ZM138 260H137V262H136V264L139 262ZM43 262H45V261H43ZM51 262V263H50ZM58 262V261H57ZM131 262V261H130ZM153 262V261H152ZM156 262V261H155ZM241 262V263H242ZM262 262V261H261ZM154 263V262H153ZM166 263V262H165ZM220 263V262H219ZM240 263V264H241ZM253 263V262H252ZM251 263V264H252ZM155 264V263H154ZM158 264V263H157ZM168 264V263H167ZM242 264H244V263H242Z\"/></svg>",
    "mask_w": 264,
    "mask_h": 264
}]
</instances>
